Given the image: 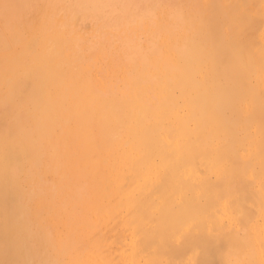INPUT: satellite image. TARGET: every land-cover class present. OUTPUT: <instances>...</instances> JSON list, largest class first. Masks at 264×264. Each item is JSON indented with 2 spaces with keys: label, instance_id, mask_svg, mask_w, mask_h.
Wrapping results in <instances>:
<instances>
[{
  "label": "rangeland",
  "instance_id": "obj_1",
  "mask_svg": "<svg viewBox=\"0 0 264 264\" xmlns=\"http://www.w3.org/2000/svg\"><path fill=\"white\" fill-rule=\"evenodd\" d=\"M203 1H205L206 4L204 2H202V0H193V1L192 0H188V1L187 0H184V1L183 0H160V1H157V0H0V141H1L0 142V167H1L0 168V256H1L0 257V261H2V259H3V261L0 262V264H88V261H89V264H96V259L99 262H101V260H99L101 258H103L102 262H101L102 264H113V262H114L113 259H110V257H111L110 256V254H111V248L110 247H112V249H113V251H112L113 252V257L115 255L116 259H117V262H115V264L116 263L124 264L123 260H121L122 261L121 262L120 259H123V256L121 257V250L127 249V247H128V246L125 245L126 241L128 240L127 243L129 244V241H133L134 242V239L137 238L140 235L139 233L144 235V232H142V230H140L141 232L137 233L139 231V229L137 230L136 234L134 235V232L136 230H133L132 228L135 227L134 224L137 223L136 222L137 219L134 218L136 220L133 219L131 221L130 218H129V215H131L133 213V211H136L135 209H137L138 213L143 211V210L139 211V209L141 210V207L140 208L136 207V206H139V205L142 206L141 204L143 202H141L139 205H135L134 206L135 200H134V202L131 201L133 203L132 205L134 206L133 207L134 210L131 211L132 210L131 209L132 206H130V209H131L130 211L132 213L131 214L129 213V215H127V217H126L125 212H126L127 207L130 204V203L128 204V202H130L129 197L133 198L135 193H137V190L140 191L139 188H141V192H140L141 195L139 196V200H141L140 197L143 194H144V197H146L147 195L145 196V193L147 194L149 190H152L153 192L155 191L156 193H158L159 189H161L160 187L166 186V183H168L167 181L171 182L173 180L174 176H172V175H174L175 173L177 174L178 177H175L174 181L175 182H177L178 180L180 181L179 184L177 182L179 187L182 184L185 185V182H186L187 184L190 185V187L189 186L187 187V185H185L184 188L187 187V188H190V189H186L185 190V189L182 188L180 190L181 187L180 188L177 187V184L175 183L176 189L178 188L181 191V193H180L179 190H178V193H177V191H174L176 189H173V187L175 188L174 181H173L171 183H168L169 184L168 186H170V190L167 189L166 188L167 186H166V187H164L166 192L164 190H162L163 192L160 191V193L162 192L164 194V192H165V193H167V195L165 194L166 195L165 196V195H163L161 193V195H163V196L162 197L160 196V197L168 199V195L169 194L171 195L172 193L176 192L177 194L174 193V194L171 195V196L174 195V199L172 197L174 202L177 203V205H179V206L182 205L183 208L184 207L186 208V206H187V211H189L188 210V206L190 205V203H189L188 199H191V198L189 197L190 194H186V193H189L190 191L193 193V195L195 197L192 195L194 197V198L192 197V200L194 199L195 201L193 200L194 202H192L191 205H193V203H196L195 206L193 205V207H192V209L194 210V215L195 214H199V212H201V213L203 212L204 213L206 211L207 214L204 213L205 214L204 215L202 213L204 215L203 219H202L203 222H204L203 226L205 224V227L208 230L207 233L208 234L209 233L212 234V237L209 236L206 232H205V234L207 236H209L211 238V240H212V238H215V239H213L214 242L211 241L210 238L205 237L204 234H203L204 233L203 230H205V229H203V227L200 228L202 226V225H200V224H202V222H201V217L202 216L199 217L200 214L197 215V216L192 215L193 211L191 212V209L189 208L190 212H191L189 215L194 216V218L192 219L193 221H195L194 220L195 218L199 217V218H197L199 220V222H196V221H198L196 219V221L193 222V224L190 225V226H196L194 223H196V224L199 223L197 226H199L200 230L203 229L202 232H201L199 230V228L197 229V226H196V228L194 227L195 228L194 231L199 230L201 232V234L198 231L196 232L197 233L196 235H198V233L200 235V237L196 236V238L198 237L197 239H198L199 242H200L199 239L200 238L202 239L201 235H203V239L204 240L206 239L205 242L207 241V239L210 240L208 243L211 242V244H213L215 242L217 243V241L220 242V243L218 242L217 244L216 243L213 244V246H215L213 248L215 249V251H217V252H214L215 253L214 257H216L215 260L217 261L218 258L220 256H222V257L219 258L222 261L218 260L217 263L220 264L219 262H223V260H224L225 263H221V264H229V263L232 264L231 262H233V264H263L264 263L263 262L264 255L262 256L263 257V259H262V257L259 256V252H258L259 249L257 250V248L260 247V250L262 251V254H264V242H263L262 245H260L259 243H256V241L254 240V238L256 237L255 235L257 234L259 239L257 240V237H256V240L261 242V243H262V241H264V237L261 236L264 233V231H263L264 227L262 228L260 226V225L264 224V218H263L264 217V206H263V204H264V198H263L264 197V189H263V187L264 186H262L263 185L262 183H264V181H263L264 180L263 179L264 175H263V173L261 171L262 169H264V165H263L264 164V117H263V120H262V117H261V113H262V116L264 114L263 113L264 112V108H263L264 106L263 107L260 106L261 103H262V105H264V99H262L264 97V95H263L264 94V92H263L264 91V77L260 78V75L261 74L264 75V73L261 70L257 69L259 67L258 65H260L259 68L261 69V66L264 64L263 63V61H264V58H263L264 57V50L262 51L260 49V51L262 52L263 55L258 50L259 47L261 48V46H264V38H260L261 35L264 36V20H263L264 19V13H263V11L262 12L261 11H259V12L257 11V9L259 10L261 8V6H264L263 5L264 2H263V0L262 1L261 0L260 1L256 0L257 2L253 3V6H255V5H257V6L250 7V9L254 8L253 11H256L255 13H258L257 16L260 15L259 13L261 12L262 16L260 15L258 17H261L260 20H262V21L258 22L259 19L256 16V14H255V16H253L254 12L249 9V6H251V5L249 4V6H247L249 1L252 3L253 0L252 1L248 0L247 5H244L245 0H243V2H242V4L245 6V8L247 6V8L249 10L247 8L245 9L244 6L240 5L241 4L240 0H231V2H229L230 0H222V1L221 0H212V2L210 0H209V2L207 0H203ZM225 1H226L227 4L225 3L223 5V2H225ZM237 1H239V5L240 6L238 5ZM157 2H158V4L159 3L160 4L157 5ZM254 2H255V0H254ZM260 3H262L261 6H260ZM245 4H246V2H245ZM154 5H155L156 8H154ZM207 5L210 6V7L206 8ZM147 6H149V7H147ZM160 6H163V12L165 11V13L162 12V7H160ZM215 6H217V7H215ZM222 6L223 7L226 6V7L222 8ZM181 7H183V8H181ZM190 7H191V9H190ZM237 7H239V8H237ZM164 8H165V10H164ZM244 9H245V11H247L248 13L250 12V13L249 14L247 12L244 13ZM263 9H261V10H263ZM158 10L160 11L159 13H161V15L163 14L162 16H164L163 18H165V19H163V18H161L162 20L158 19L159 16L157 17V15H159V14H156V13H158ZM187 10H188L189 13L191 12V16L190 17H189V15L186 16V17L183 16L184 13H185V15H186V13L189 14L188 12H186ZM195 10L196 11L198 10V11L196 12ZM227 10L228 11L231 10V11L228 13ZM223 11H225V13ZM239 11H241V12H239ZM251 11H252V13H251ZM217 12L220 13L221 15L220 14L218 15ZM204 13H206L208 16L206 14H204ZM225 15L226 16L231 15L229 17L234 18V21H233L232 18L226 17ZM242 15L247 17V18H249V19H246L244 17L245 19L242 18V20H241L242 22L240 23V19H241ZM200 16L201 17L204 16L203 20H202V18ZM222 16H223V18H222ZM250 16L251 17L252 16L253 17H257V18H255L256 19L255 21H257L258 23L254 22L253 17L251 18ZM217 18H219V19H217ZM226 18H228L229 20L227 19V21H224V19H226ZM235 18H236V20L238 18H240V19H238L239 21L238 20L236 21ZM208 19H210V20H208ZM215 20H217V21L219 20L220 22L219 21L216 22ZM243 21H245L248 25L246 23H244ZM250 21L253 24H251ZM214 22L216 24L218 23L217 27L220 30H217L216 26H215L216 28H213L214 25H215ZM160 23L163 25L162 28L160 27L161 26ZM206 23H208V24H206ZM210 24L211 25L214 24L212 26V28H210L211 26L210 27L207 26V25H210ZM222 24L223 25L225 24L228 28L225 25L222 26ZM240 24H241V26H240ZM244 24H245V26L247 28L250 27V25H252V27L254 26L253 29H252V27L250 28V29H252L253 33H251L252 31L250 29L246 30V32H248V34L251 33V35L247 36V34L244 32V30H245ZM255 25L257 27V30L255 28ZM241 27H243L244 30ZM240 28H241V30H240ZM183 29L186 30V31H184ZM211 29L216 30L215 32L211 31L212 34L214 33L213 35H211V32H210ZM217 31H219V32H217ZM240 32L241 33L244 32L245 34H242L243 36L241 35V37H240V34L238 35V33H240ZM195 33H197V34L193 35ZM215 33L217 35H219V37ZM252 35L253 36L255 35L254 36L255 38ZM171 36H172V38H170ZM212 36H214V38H216L215 41L212 38ZM228 36H229V38H228ZM244 36L249 37V39H251V37H253L254 39L252 38L251 41L255 40V42L253 43V42L249 41L248 38L243 39V38H245ZM263 36H261V37H263ZM236 37H238V39H240L239 41L237 40L239 42L238 45L236 43L237 41L235 40V39H237ZM164 38H165V41L163 40ZM210 38L213 39V41ZM227 38L228 39H230V38L232 39L233 38L232 41L230 40V42L232 43V44L230 43L231 45H229V42H228L229 40ZM241 38H242V40H244V43L247 40L246 42L249 41V42L253 43V45L255 44V46H253V48H251L252 51H248L247 49L245 50V47H247L246 46L247 43L245 44L244 48H243V46H241V43H243V42H240ZM207 39H209V40H207ZM217 39L219 41H217ZM221 39H222L223 43H225V46L223 44L221 45L219 43V42L222 43ZM210 40H211V42H210ZM233 41H235V42L233 43ZM215 42H216V44H215ZM143 43H144V45H143ZM157 43H158V46H157ZM190 43H191V45H190ZM226 43H227L228 46L226 45ZM244 43L242 45H244ZM165 44H166V46H165ZM233 44L234 45L236 44V45L233 46ZM164 46L165 47H167V46L170 47L171 46L170 48L169 47H167V48H169L172 51L171 55L175 53L176 56H174V55H172V56L175 57L176 60L169 59L172 56L170 55V53H168L169 49L167 50ZM214 46L217 47V48H215ZM218 46H220V49H221V46H222V48L224 47L223 50L225 48L228 49V51L226 50L225 53H224V51L223 52L220 51V52H222V55L225 54V56H222V59H223V57L226 58V59L224 58V60H225L224 62H223V60L220 57L221 56V54H219L220 52L218 53V50H219ZM240 46L242 47L243 52H244V50H245V52L248 51L247 54L244 52L246 54V58H248L250 60V61L246 60V63H247V61L249 62V64L251 63L250 65H253L252 67H254L256 71L254 70V68H252V67L250 68V65L247 66L248 63L246 65L244 64L245 63V57H244L245 55H244L243 52H242L243 53L242 55H244V56L240 55V53L238 51V53H239L238 55H240V56H238L237 53H234L232 51V49L235 50V51L238 50V47H240ZM203 47H205V49ZM249 47H247V48L249 49ZM251 47H252V45H251ZM163 48L165 49V51H162ZM113 51H116V52H113ZM119 51H122L121 52L122 56L119 55V53H120ZM187 51H190V52H187ZM108 52L112 53V56H111L110 53H109L110 54L109 55ZM164 52H166V53H164ZM228 52H230L232 54V56H233V58L235 60L237 59V57H238V59L235 61L231 57L230 54L226 55V53H228ZM249 52H251L250 55L248 54ZM117 54H118V56H117ZM235 54L237 55V57L235 56ZM253 54H255L256 57ZM114 55H115V57H114ZM154 55H155V57H153ZM168 56H169V58H168ZM148 57H151V58H148ZM184 57H185V59H184ZM227 57L228 58L231 57L232 60L231 59L229 60ZM113 58H115V59H113ZM126 58H127V61H129V62L131 61V62L130 63L127 62L125 60ZM157 58H158V60H157ZM241 58H244V60L242 59L243 61H241ZM116 59L118 61H122V62H118ZM119 59H121V60H119ZM143 60H144L143 63H145V64L140 62V61H143ZM184 60L186 62H183ZM219 60H221L220 63H219ZM238 60H240L241 62H244V63L240 62V64H243V65H245L247 67L244 66L245 68H241V65L239 64V62H237ZM258 60H261V61H258ZM156 61L159 62L158 65H157ZM190 61H191V64H190ZM200 62H202V63H200ZM153 63H154V65H152ZM187 63H188V65H187ZM261 63H263V64H261ZM119 64L120 65L123 64V66H120ZM137 64H139L140 67H141V69H139L141 71H139V72L136 71V69H137L136 67H139V66H137ZM146 64H149V65H146ZM160 64H164V67H166L167 69L164 68L163 65H161L162 66L161 67L162 70L161 69L159 70L158 66ZM234 64L237 65V66H234ZM117 65H119L120 67H124L125 70L121 69V68L119 69ZM210 65L211 66L213 65V66L211 67ZM151 66H154V68L153 67L151 68ZM171 66H173V67H171ZM180 66H182V67H180ZM115 67H116V71H115ZM125 67H127V68H125ZM233 67H236L235 70L238 67V69H237L238 72L234 71ZM117 68L120 71L118 70V72H117ZM172 68H173V71H172ZM246 68H247L248 71L245 70ZM175 69H176V71H175ZM242 69H243V72L245 70L246 73H248V75H246L245 73H244L245 74L244 75L243 72L241 73ZM216 70L218 71V75H217ZM262 70H264L263 67H262ZM161 71H163V72H161ZM174 71H175V74H174ZM185 71H187V72H185ZM249 71L253 72V73L251 72L252 76L250 75ZM136 72H138L140 74V77H139L138 73H137V75L135 74ZM141 72H143V74ZM166 72H168L169 74H167ZM147 73H148L149 77H148ZM185 73H186V75L188 73V76H186V78H185ZM197 73L200 74V76ZM206 73H207V75H206ZM213 73H215L216 76ZM219 73H220V75H219ZM118 74H121V76L118 75ZM144 74L148 78H146V79L144 78L145 80L142 79L143 83L147 79L152 77L154 80H152V83H151V80H147V81H150V83L149 82L148 83L152 84L153 87H154V84L156 83L157 85H159L158 87L160 89L156 85H155L156 89H154L153 87L152 88L150 87V88L147 89V87L149 85L146 84L145 85L146 86L145 89H147V92H148L149 89L150 90L152 89L153 93L150 90H149L148 93H145L146 91L142 92L140 90L142 93H145V94H143V97H141V98L145 97L142 100L140 97H138L139 96L138 92L140 94V91L137 92V90H139V89H138V87H135L137 85L134 86L133 82H135L136 80L140 79L141 76L144 75ZM190 74H191L192 77L195 76L196 78L195 77L194 78L190 77ZM253 74H255V76ZM113 75H115V76L112 77ZM123 75H125V76L123 77ZM161 75H163L162 78L160 77ZM175 75H176V77H175ZM157 76L161 78L160 80L163 79V82H161L159 80V78H158V80H156ZM198 76L200 77V80H198L199 79ZM211 76H215V77H211ZM246 76H247V78L245 80ZM248 76H250L251 79H250V77L248 78ZM168 77H169L170 82L172 81V85H170L171 88L170 87L166 88V86H169L168 83L165 84V82L167 81L166 79H168ZM205 77H206V79H205ZM238 77H240V78H238ZM62 78H63V82L61 81ZM210 78L212 80L213 79L214 80L211 81ZM257 78L261 79V81H260L261 83H258L259 81H257ZM126 79H127V81H126ZM174 79H175V81H174ZM220 79H222L221 82H220ZM217 80H218V82H217ZM236 80L237 81L240 80L241 83H242V81H244L243 84L246 85V86L248 84V86H247L248 88H245L246 86L242 87V84L237 82ZM247 80H249V81H247ZM53 81H54V83H53ZM113 81L115 83H113ZM142 81H140V82H142ZM245 81L247 83H245ZM136 82H139V80L136 81ZM186 82L189 85L186 84ZM203 82H205V84ZM254 82H257V85H255L256 83H254ZM62 83H63V86H62ZM127 83H130V84H127ZM197 83H198V85H197ZM207 83H209V84H207ZM85 84H86V86H85ZM124 84H126L127 86L124 85ZM194 84H195V86H198V87H194ZM261 84H262V86H261ZM46 85L47 86L49 85V87H47ZM254 85L259 87V88L255 87ZM125 86L127 88H125ZM188 86H189L190 89L186 88ZM60 87H61V89H60ZM81 87H82V89H81ZM172 87H174L175 93H174V91H171V90H173ZM192 87H194L195 89L192 88ZM250 87L252 89H250ZM140 88H143V87L140 86ZM163 88H165V90ZM175 88H177V89H175ZM182 88L186 89V90L183 91ZM207 88H208V90L206 92ZM225 88L226 89L228 88L227 91H226ZM256 88L257 89H261V92H260V90H257ZM52 89H54V90H52ZM108 89H109V92H106ZM128 89L131 90L132 93H130ZM133 89H134V91H133ZM166 89L167 90L170 89L171 93L168 92L169 90L167 91ZM191 90H193V91H191ZM251 90H253L254 92L253 91L251 92ZM76 91H77V94H75ZM119 91H120V93H119ZM155 91H156V95L154 94ZM209 91L211 93L210 95H209ZM220 91H222L223 94L220 93ZM50 92H52L53 94L50 93ZM66 92H67V94H66ZM114 92H117L116 93L117 95L114 94ZM167 92H168L169 95L167 94ZM172 92L175 95L172 94ZM118 93L121 94V95H119ZM162 93H164V94H162ZM205 93L210 96V98L207 97L209 100H211L213 98L211 101L214 104L213 103H211V104L208 103V104H210V106H209L206 103L208 100L205 101L206 100ZM110 94L116 95L117 98H119V100L121 99L122 102L125 101L126 99L130 98L131 100H133L132 101L133 103L132 102L131 103L134 106L135 105L136 106L134 107L132 104H130L129 100L128 101L126 100L127 102L125 101V103H126V104H124L125 106H123L120 103L122 105L121 109L124 108V111H123V113L125 114L124 117L127 118L126 116H129V118H127L128 120L123 119V120H125L124 121V125L122 124L121 120H120L121 122H119V120H118L119 117L121 116L120 115L121 113H118L117 109H116L117 111L115 112L117 114H115V115L114 114L111 115V113H113V112H110V115L113 118V120L116 119L114 122L111 119V121L113 122V123L110 124L111 127L117 123V120L119 122L117 125L121 126L120 124H122L123 126L121 127V130L119 129V133L114 135V137L116 136V138H117V139L115 138V141H117V142L115 143L114 137H113L112 138L113 140L111 141L112 142L111 145L109 144V146H108L109 148H106L105 146H106V141L107 140L103 141L101 139H104L103 137L107 136V132L109 133V131H107L106 129H110L111 127L108 128L110 125L108 124V127L105 125L107 127L106 128L105 126L103 127L102 125L99 126V124H100L99 123L97 125L99 127L94 126V125H93L94 126L93 128H91V127H92V124H94L96 122V121L94 122V120H96L98 118L97 120L99 121V115H97L98 116L97 118L95 117L96 119H94V117H93V115H95L94 114L95 111H96L95 109H97L96 108L97 104L95 103V102H97L96 100L98 98H99L98 100H100V98L102 99V97L104 96L102 101H101V104H104L106 99L109 98V96H111ZM126 94H127V96H129L128 94H131V95L126 98V96H125ZM184 94H186V95H184ZM238 94H240L241 98L238 96ZM76 95H77V97H76ZM123 95L125 97H123ZM149 95H151V97ZM152 95H154V98L155 97H158V98L152 99L153 98ZM166 95H167V97L168 96L169 97L172 96V97L167 98V100H166ZM176 95H177V97H176ZM180 95H182L183 98ZM221 95H222V97L220 98ZM258 95H260V96H258ZM57 96H59V97H57ZM95 96H97L98 98L95 97ZM119 96H121V97H119ZM174 96L176 97L175 99H173ZM188 96H189V98H188ZM253 96H255L257 98L259 97V99H257V100H259V101L261 100L262 102L258 101V103H257V100L254 99V102L256 101L255 102L256 104L253 103V102L251 103L250 100H251V98H254ZM55 97H57V98H55ZM88 97H90L92 99L88 100V99H90ZM113 97L115 98V96H113ZM73 98L75 100L71 101ZM76 98H77V100H76ZM82 98L83 99L86 98L88 105H89V102H91V105H89V106L86 104L89 107L90 110L88 109L87 106H85V104H82V101H83ZM93 98H94L95 101L93 100ZM104 98H106V99L104 100ZM114 98L110 97V100L114 99ZM64 99H65V102H64L65 104H63V102H62ZM122 99H124V100H122ZM137 99H139V100L141 99L143 101V103H141V101H139L140 103H138ZM150 99H151V101H150ZM171 99H173V100H171ZM219 99H222V100H225L226 102H228V105L226 107H224L225 111H223V108H218V100ZM239 99H240L241 103H239L240 102ZM68 100H69V102H68ZM79 100L81 101L80 102L81 104L80 103L79 104L82 106L81 108H83L81 110V112L83 110H85V112H82V113L86 114V113H88V110L90 111L89 117L91 116V121L89 120L90 118L87 116L88 114H86V117H88V120H89V121H86V122H87V125L90 124L89 128L91 129V130L90 129L88 130L89 131V137H85L82 134V133H84L87 130V127L84 126L85 122H82V121L86 120L87 118L86 117H85L86 119L83 118L84 117L83 114H82L83 117L81 118V112H80L81 108L80 107L79 108L75 107L77 105L79 106V104H78ZM92 100L94 101L95 106L93 105L94 103L92 104V102H93ZM114 101L116 102V99ZM147 101H149V102H147ZM161 101H162V103H161ZM242 101H243V103H242ZM151 102H154L155 105L153 103H151ZM198 102L199 103L201 102L200 103L201 105ZM83 103H84V101H83ZM97 103H98V106H99L100 105L99 101ZM116 103L119 104V102H116ZM145 103L148 104L149 108L153 107V106H154V108L157 107L156 109L151 110L152 111L151 112V111H148L149 108H148L147 105H145L148 108L147 112H151V113L154 112L152 115L155 116V117L149 116V118L151 117L149 119L148 115H151V114H149V113L146 114V116H147V117L145 116L147 118L145 120L146 126H148L149 123H150L149 126L151 128L152 127L151 125L153 124L152 121L153 122L155 121V126L157 127V128L155 127L157 129V131H155V129H153V128L149 129V126L146 127V128L149 129V132L146 131L148 129L144 130V132H147L149 134L151 133L149 135L150 139L148 138L150 141L147 142V140L145 139V137L148 134H146L145 137H144L146 142L149 143V145H147L148 148L146 147L148 153L143 151L144 145H143V147L141 149L140 143L142 141L139 143V142H137L135 140L137 137L135 138L134 134H133V136H134L135 139L132 138L133 136L128 134L130 132L129 131L130 128H129V125H128V121L132 119L131 121H129V122H131L130 126H132V129L134 128L133 125L135 123H136L135 127L138 126L137 122H136V118H139V117H136V116H137L138 112L141 113L139 108H142L141 111L142 110H146V109H143L144 108L143 104H145ZM150 103H151L152 106L150 105ZM118 104H115L114 106H116ZM120 104H119L118 109L121 107ZM137 104H138V106H137ZM157 104H159V105H157ZM239 104H241V105H239ZM242 104H244V106L246 108L245 107L243 108ZM61 105L64 106L63 112H62L63 108H61ZM107 105L108 106H106V107H108V109H110L109 103ZM112 105H113V103H112ZM139 105L140 106L143 105V107H139ZM162 105L165 106L166 108H168L169 105H170L171 108L170 107L169 108L171 110L169 111V109H168L169 113H165V111H167V110L163 108L165 110L164 111L162 109V107H163ZM175 105L177 106V108L175 107ZM194 105H195V107H194ZM54 106H56V107H54ZM90 106L94 108V109L92 108L93 109L92 111H91V107ZM126 106H128V108H129L128 112L131 113V116H134V117H131L130 114L128 115V113L126 114V112H127L126 109H128ZM188 106H191L192 108L194 107L192 109L193 117H188L185 114L188 111ZM208 106H209V110H208ZM239 106H241V107H239ZM69 107L72 109V110L70 109L71 110L70 112L73 114L72 116H71V113L69 112V110L66 111L67 109H69ZM84 107H87V109H84ZM106 107L104 106V108H106ZM131 107H134V108H131ZM100 108L102 109V107H100ZM136 108H137V110H136ZM202 108H203V110H202ZM260 108L261 109L263 108V110L261 111ZM101 109H99L97 113H101V112H99ZM158 109H162L163 113H165V114H160V110H158ZM110 110L112 111V109H110ZM154 110H158V111H154ZM193 110H195V111H193ZM229 110H232V111L230 112ZM101 111H103V110H101ZM106 111H107V108H106ZM133 111H135L134 115H133ZM172 111H175V116H174V114H172L173 113ZM107 112H109V110ZM155 112H156V114H155ZM209 112H211V113H209ZM212 113H213L214 116L212 115ZM41 114H43V115H41ZM60 114H61V117H62L61 119H63V115H64V117H67L66 120L64 119L66 122L68 121L67 123L62 124V122L60 120ZM143 114H144V112L142 113V115ZM166 114H168L169 117L168 116H164ZM178 114H179V116H178ZM218 114L220 115L222 121H220L219 118H217ZM103 115H105V117L107 116V118L110 117V115H106L104 112H103ZM116 115H118V119L115 117ZM172 115H173V118L171 117ZM200 115H201V119H200ZM238 116L240 117V119L238 118ZM124 117L122 116V118H124ZM142 117L144 118V116H142ZM102 118H104V116H102ZM107 118H105V121L103 119V121H104L103 124L107 123V121H106ZM134 118H135V120H134ZM163 118H164V120H163ZM169 118L170 119L172 118V120L170 121ZM205 118H206L207 121H205ZM157 119H158V121H161V122L163 121V122L162 123L159 122L160 124L158 125ZM166 119H169V120H166ZM181 119L183 120V122H181ZM187 119H189V120L186 121ZM133 120L135 121L134 124L132 123ZM237 120L240 123H237ZM55 121H57V122H55ZM65 121H63V122H65ZM100 121H102V120L100 119ZM167 121L169 122V124H170L169 128H171V129H169L168 127H164V129H166V128L169 129V132H166L167 133V139H166V138H163L164 136L166 137V135H165L166 133L164 132L165 130L162 127H163V124L168 126V124H165V122H167ZM195 121H196V123H195ZM261 121L263 122V124H262ZM219 122H221L222 125ZM241 122H242V124H241ZM147 123H148V125H147ZM181 123H182V127H183V125L185 126L184 130L185 131L187 130V132H188L187 135L189 134L188 135L189 137H187V138L182 136L183 138H185V141L187 143L183 140V138H181V134H182L181 132H183V128L181 127ZM198 124H199L200 127L198 126ZM214 124H215L216 129H214V126H213ZM226 124L228 126H230L231 128L228 127ZM95 125H96V123H95ZM208 125H210V126H208ZM218 125L220 127L223 126L222 128H223L224 132H222L220 130L218 131V128H220V127H218ZM241 125H243V126H241ZM54 126L57 127L59 129V131H58L57 128H54ZM82 126H84L86 129L80 131ZM158 126H160V127H158ZM177 126H178V128L175 129ZM192 126L194 127V129H193ZM66 127H67L68 130L66 129ZM73 127H76L74 129L76 131V133H74V134L71 132ZM95 127H97V128L101 127L104 130V131L102 130V132H104V136L101 137V139H99L100 140L99 142L97 141V137L100 136L99 133H98L99 130L97 128H95ZM210 127L212 128V130L210 129ZM252 127H253V129H251ZM173 128L175 129V131L177 130V133L176 132H172ZM179 128L181 129V132H180L181 134L179 133V131H180ZM249 128H250V130H249ZM94 129H95V131L97 133H95L93 131ZM126 129H128V130H126ZM132 129H130V130H132ZM160 129H161V131L163 130L164 136H163V134L160 135L161 133H163V132L160 131ZM168 129H166V131ZM191 129L194 132H192ZM248 130H249V132H248ZM111 131H114V129L111 130ZM158 131L160 132L159 134H158ZM197 131H199V132H197ZM116 132H118V129H116L115 133ZM124 132L126 133L124 135V136H126V138L122 135V134H124ZM191 132H192V134H191ZM219 132H220V134H219ZM54 133H55V135H54ZM140 133H142V135H143V131H141ZM155 133H157V136L155 135ZM170 133L171 134L174 133L173 136H176V134L179 133L176 136V138L172 136L173 137L172 139L175 138L174 142H176L177 144L174 143L172 141V139L170 138L171 137ZM193 133H196V134L194 135ZM197 133L198 134H203L204 137L206 136L208 138H203L202 141H201V138L198 139V137L197 138L195 137L196 135L199 136ZM215 133H217L218 136L216 134V137H213L212 135L215 136ZM69 134L70 135L73 134L72 137H71L72 139L69 138L70 137ZM80 134H82L83 137L79 138ZM96 134H98V135H96ZM119 134H120V136H119ZM221 134H222V136H221ZM75 135H76V138H73V136L75 137ZM94 135H96V136H94ZM142 135L139 138L142 139ZM185 135H186V133H185ZM253 135L255 136V138H254ZM121 136H122V139L124 140V142H123L122 139H120ZM137 136H139V135H137ZM178 136L180 137L179 140L177 139ZM201 136H199V137H201ZM242 136L246 139V141L248 139V142H246V141L244 142L245 139L242 138ZM91 137L94 138V141H93V139H91ZM108 137H109V134H108ZM152 137H153V139H152ZM159 137H160L161 141H159ZM251 137H253L255 140L253 138H251ZM10 138H12L13 140L10 139ZM62 138L65 139L64 141H66V146H64V148L62 146V144L64 143V142L62 143V141H63V140H61ZM188 138H191V139H188ZM225 138H226V140H225ZM56 139H58V141ZM106 139H107V137H106ZM127 139H128V141H127ZM60 140H61V144H60ZM109 140H111V139H109ZM132 140L137 142V143L134 144L135 146L131 143L133 145L132 147H134L133 149H132V147H130V145H128L130 143V141H132ZM166 140H168V141H166ZM197 140L199 141V143H198ZM223 140H225V141L223 142ZM240 140L243 141L244 143L240 142ZM91 141L95 144L94 147H96V149L98 150L96 152V149H95L94 152L99 153V154L96 155V156H98L97 157L98 158L97 161L94 162L92 160L93 161L92 163H91V160L89 161V159H87V158L86 159L88 161L87 160H85V161L83 160V158L89 157L88 153H90L93 150L92 148H91L92 150H90V148H89V151L87 150L88 153L86 152L87 154L85 155V149H86V147L88 146V144ZM96 141L98 142V144H96ZM102 141L105 142V144L103 143L104 147L101 145ZM138 141H139V139H138ZM194 141H196V142H194ZM207 141L211 142L212 144L208 143ZM81 142L83 143L82 145H81ZM146 142H143V143H146ZM156 142L157 143L163 142L166 145V147H168L167 145L170 144L169 148L168 149L166 148L165 151H162L163 149L160 150V148H163V147H162V145L160 147V144H158V146L160 147V148L158 147L159 150H160V153H161L162 157L165 159V160L164 159L163 160L166 161L169 158L165 162V166H164V163H163L164 161L162 160L160 155H159V157L157 156L158 154H156L155 156L153 155V154H155V153H153V151H155V149H157V148H154ZM237 142H238V144H237ZM50 143L51 144L54 143V146H53V144L51 145ZM67 143H69L70 145L67 144ZM93 143H91V144H93ZM117 143H119V146H117L118 145ZM138 143H139V146H140V148L139 147L138 148L140 150H138L139 152L138 151L137 152L139 154L137 155V152H135L137 156H133V158L134 157L138 158V156H139V158L143 157V156H141V154H143V153L140 152V151H143L144 153H147L149 156H151V154L153 153L151 157H154L155 160L150 162L151 158L148 155L146 156V154H145V157L143 158L144 160L140 159L141 161H145V158H147V160H149V161L148 162L146 161L145 168H142L143 170L140 169L138 167V164H137L138 170H140V171L142 170V172L139 173V172L136 171L137 174H140L139 175L140 178H138L139 179L138 181H137L136 177H135L136 179L134 178L138 182V183H136V181L134 179H130V176L135 173V171L133 170L134 173L132 172V174H130V168H131V162H132L131 160H133V162L135 161L134 160L135 158L133 159L131 157L132 156L131 154H133V155L135 154L134 151L137 150L135 148L137 146L136 144H138ZM143 143H141V145ZM151 143H153L154 145L153 144L151 145ZM179 143H180V145H179ZM213 143H216V144L214 145ZM59 144L61 145V147H60ZM172 144H176L175 148H174V145L172 146ZM204 144H206L205 146H209V147H207L208 150H209L208 153H206L207 148L204 147ZM228 144H230V145H228ZM249 144H250L251 147L249 146ZM46 146H47V148H46ZM101 146L103 147L102 150L106 148V150H103L104 152L101 151ZM128 146L131 148L130 152L125 151L128 148ZM170 146H172V147H170ZM190 146H194V148L190 147ZM181 147H183V148H181ZM201 147H202V150H201ZM212 147L217 149L216 151L220 152V154L224 153L223 154L224 158H223L222 154L219 157H222L220 159L225 160V162L224 161L222 162V160L220 161L219 158L217 160V157H218L219 154ZM45 148H46V150H44V154L47 153V155L43 154V149H45ZM59 148H61V149H59ZM118 148H121V149H118ZM151 148H152V151H151ZM204 148H206V151H205ZM242 148H246V149L248 148L247 151H245L246 149H243L247 153V155H244V156L242 155L243 154V150L241 151ZM48 149H49V151H48ZM114 149H116V150H114ZM182 149H183V151H182ZM186 149H187V151H186ZM231 149H232V151H230ZM238 149H240L241 153L239 152ZM199 150H201V153H200ZM220 150H222V152ZM117 151H119V152H117ZM126 152H127V154H126ZM157 152H159V151L157 150ZM162 152H165L164 155H165L166 158L164 157ZM172 152H174V153H172ZM248 152L250 153L249 155H248ZM40 153H41L42 157L40 156ZM169 153H172V154H169ZM197 153H198V157H200V158L195 156V155H197ZM199 153L201 154V156L204 154L205 155L204 158L199 156ZM216 153L218 155H216ZM92 154L90 156H92ZM128 154H130V157L132 158V159H129V163H128V159H126ZM192 154H194V155L192 156ZM209 154H210V156H209ZM225 154H226V157H225ZM110 155H111V158H110ZM227 155L230 156V159H229L230 162L229 163H230L231 167L229 166V163L227 162L229 160L226 161V159L229 158V156H227ZM39 156H40V158H38ZM156 156L159 159H161L160 162L163 161L161 163L163 166H161V164H160L159 167L161 166V168H163V167L167 166L166 170H165L166 172L164 171L165 173L163 172L162 169L160 170L162 172L158 173L159 171L157 169H160V168L159 167L157 168L155 166V163H156L155 161L158 160L157 164H159V159L156 158ZM93 157H94V155H93ZM175 157L178 160H176ZM189 157H191L194 160H191ZM194 157L198 158L199 162H201V163H203L205 161L204 163L206 165L208 164L207 167L208 168L210 167V169L204 168V169H206V173H205V171H203L204 173L201 174L200 173L201 170H203V167H205V164H204V166H203V164H201L202 165V167L200 168L201 170L199 169L200 172H197V170H198L197 168L198 167L196 168V166H194V163H191V162L195 161ZM210 157H211V159H210ZM213 157H215V158H213ZM148 158H150V159H148ZM200 159H202V160L205 159V160L202 162V161H200ZM212 159H214L215 161L217 160L218 163H217V161L215 162ZM81 160H83L82 162L84 164H85V162H87V163L85 165H81V164H83L81 162ZM110 160L112 161V163H111ZM206 160H208V163H207ZM232 160L233 161L237 160L236 162H237L238 165L236 166V163H234V162L232 163ZM126 161H127V163H126ZM136 161H137V159H136ZM141 161H140V166L144 167L143 166L144 163H141ZM174 161H175V165H176L175 167L178 168V171L176 170L177 172H175V167H173L174 166L173 165ZM80 162H81V164L78 165ZM153 162H155V163H153ZM178 162L180 164L182 163L181 164L182 167L180 166V164L177 165ZM219 162H221V163H219ZM255 162H258V163L256 164ZM124 163L127 164V165H125ZM147 163L150 164V165H148ZM212 163H213V165H212ZM223 163H225V164L223 165ZM251 163H252V165H251ZM254 163L256 164L255 167H254ZM260 163L262 164L263 167H260V171H259L258 170V167H259L258 165H261ZM96 164H97V167H94L95 169L93 168V170L91 171L92 168L89 169V167L91 165L95 166ZM151 164H154V167H151ZM221 164H222V167H221ZM107 165H109V167H110L109 169H108ZM171 165H172V168H174V170L172 168H168V167H171ZM185 165H187V166H185ZM191 165H193V166H191ZM198 165H200V163ZM225 165L227 166V168H226ZM86 166L88 167V170L86 169ZM119 166L120 167L122 166V167L119 169ZM127 166H128V168L129 167L130 168L127 169ZM183 166H185V167H183ZM186 167H188V170L185 169ZM149 168H152L153 171L151 169L149 170ZM154 168L156 169L157 172L154 171L155 170ZM167 168H168V171H169V169H171L172 172L171 171L168 172ZM180 168H182V169H180ZM195 168L197 170H195ZM236 168H237V170H234ZM255 168H257V170ZM125 169H127L128 171L125 170ZM207 169H208V171H207ZM211 169H212V171H211ZM230 169H232V170H230ZM184 170H186V173H185ZM224 170H226V171H224ZM192 171H194V172H192ZM216 171H218V172H216ZM242 171H244V172H242ZM247 171H248V173L250 175H248V173H246ZM253 171H255V172H253ZM90 172H93V174L92 175H88ZM153 172H155V173H153ZM167 172L169 173V175H168ZM224 172L225 173L227 172V173L225 174ZM232 172L233 173L235 172L234 174H238V175H236V177L240 175L238 177L239 182L236 183V181H234V179L236 177L233 174L232 175L235 178L232 177V175L230 174ZM256 172H259V174L258 173L256 174ZM113 173H114V175H113ZM149 173L151 175L152 174L153 175L151 176ZM156 173L159 174V175L161 173L165 174V176L168 175L165 178L167 180L164 179L165 185H163L164 181L161 184V182L159 181L161 179H159L158 175L156 176ZM192 173H194V174L196 173V174L194 175ZM179 174L182 175L183 179H181V177H180L181 175H179ZM246 174L248 176H246ZM98 175L99 176L101 175L100 178L97 177ZM128 175H130V176H128ZM170 175L173 178L170 177ZM155 176L158 177V178H156ZM160 176H161L160 178H162V180H163L164 177H162V174ZM199 176H201L203 178L199 179L200 178ZM205 176L207 177V181L210 180V181H208L211 184V185H209V188L212 187L211 189H214L213 191L211 190V192H209L210 189L208 190V188L206 186L207 184H205V183H208L205 180L206 179ZM214 176H215V178H213ZM96 177L98 178V180H97ZM117 177H118V179H116ZM151 177H152V179H151ZM167 177H170L171 181H170V178H167ZM195 177L198 178V179L197 180L193 179ZM86 178H88V179H86ZM90 178H92V179H90ZM128 178L130 179V182H131V180H134V182H132L133 184L132 183H128V185L129 184H132V185L128 186V188H127V182H129V181L126 182V179H128ZM153 178H154V180H153ZM184 178H186L188 181L189 180L190 181L188 182ZM210 178H212V179H210ZM219 178H221V179H219ZM115 179H116V181H115L116 183H114ZM247 179L249 180V182H248ZM103 180H105V182ZM157 180L160 182L161 185L157 183L156 186L158 187V185H159V187H158L159 189L157 188L156 190H154L155 188H154L153 185L155 184V182H157ZM181 180H184L185 182L181 181ZM220 180H222L221 182H223L221 184L222 186L221 185L219 186V184L221 182H218V181H220ZM228 180L231 182L230 185H228L229 184ZM10 181H11V183H9ZM152 181H154V183H152ZM195 181H197V182H195ZM199 181L205 186H203ZM89 182H90V184L92 186H90ZM107 182H109L110 185ZM124 182L126 183V185H124V187H123L121 184H123ZM143 182H144V184H142ZM146 182H147L148 185L153 184L150 187H152L154 189H152V188L149 189L148 186L146 188L145 187ZM250 182L252 183L251 185H250ZM259 182H260V184H259ZM216 183H217V185H214ZM244 183L247 184V186ZM93 184H94V186H93ZM101 184H103L106 193L104 191H102L104 189L101 190V188H103V187H101ZM136 184H137V186H136ZM172 184L174 186H172ZM194 184L199 185L198 186L199 188H197L198 191L195 188L197 185L195 186ZM235 184L237 185L236 187L234 186ZM106 185H108V186H106ZM142 185H143V188L140 187ZM9 186H10V188H9ZM121 186H122V188H121ZM226 186H228L229 189H231V192L228 193V191H230V190L227 189L228 187H226ZM133 187H134V190H132ZM220 187H222V189ZM237 187L241 188L242 190L244 189V192L246 191L247 193H249V196L252 198V200L254 202L252 200L251 201L248 200L249 201V203H248L247 199H249L250 197H247L248 195L247 196L243 195V193H244L243 191H242L243 193L239 194V196H242V195L244 197L246 196L247 199H245L246 197L244 198L245 200L242 199L243 196L240 197V199H238L239 198L238 193H241V192L239 191L237 193L235 191L236 190L238 191V190H241V189H238ZM95 188L98 191V192L96 191V194L93 192V190H95ZM110 188H111V190H110ZM114 188L116 190H118V191L113 190ZM144 188H146V191H145ZM164 188H162V189H164ZM193 188H194V190H191ZM107 189L109 191H107ZM171 189H173V190H171ZM201 189H202V191H200ZM220 189L223 191L222 194H226L225 196H223L220 193L221 192ZM90 190H92V192ZM167 190L169 192L170 191H174V192L169 193ZM184 190H185V192H184ZM187 190H190V191L188 192ZM119 191H121V192L118 193ZM182 191H183V193H185V195H189L188 196L189 198L186 197V199L187 198L188 199L187 200L185 199L186 201H188L189 205H188V203L185 204L184 200H183L184 202L182 201L184 195L181 196L182 198L179 196L180 194H182ZM217 191H220L219 193L223 197L220 198L219 195H218L219 193H217ZM224 191H225V193H224ZM149 192H151V191H149ZM199 192L201 194H199ZM114 193H116V196L114 195ZM140 193H138V195ZM156 193H155V196H157ZM202 193H204L205 195L202 194ZM211 193H212V195H211ZM235 193H236V195L238 197H236ZM117 194H119V195H117ZM153 194L151 196V199L153 198L152 200H154V198H155ZM215 194H216V196H215ZM259 194H261V195L259 196ZM9 195H11V197ZM93 195H94L95 198L91 197ZM138 195H136V197ZM175 195L177 196V198H176ZM228 195H230L229 198H228ZM97 196H98V198L96 199ZM196 196H197V198L199 196V198L197 199ZM114 197H115V199H116V197H118L116 199V201H115V199H114V201H115V203H118L119 207H117L116 205L114 206V201L112 200ZM136 197H135V199L139 203V200ZM158 197H156L155 199H157ZM100 198H101L102 202H101ZM105 198H107V200ZM132 198H131V200H132ZM235 198L238 199V201L240 200L242 202V204H244L247 201L245 204L248 203V205H245V204H244L245 206H243L242 204L240 205L241 202L240 201L236 202L237 200ZM123 199H124V202H122ZM177 199H178V202L180 201V202H183V203L179 204L180 202L179 203L176 202ZM216 199L217 200L219 199V200L216 201ZM229 199H233L232 201L235 202V206L239 205V206L243 207V209H244V207L247 206V209L249 208V210H251V209L254 210L255 207H256L257 209H255L254 212L257 210L256 211L257 213L255 212L252 215L250 213V211L245 208V210L248 211L250 213V215H252V217L251 216H250L251 218L247 217V212H246V214H244V215L242 214V216L247 218L249 221L247 219H245V218L241 219L242 217H241L240 214L243 213V209L241 207H238V206L235 207V209L237 208L238 210H240V208H241L240 212L241 211L242 212L240 214H239V211L236 210L237 213L240 215V217L237 214L234 215L236 213L234 209H233L234 210L233 212H235V213L232 214V209H230L229 206H232L234 204V202L229 201ZM152 200H150L149 202H151ZM97 201H99V202L97 203ZM111 201H112V203H111ZM142 201H144V200H142ZM208 201L210 203H208ZM225 201H226V203H225ZM227 201L231 205H229ZM6 202L8 204H6ZM104 202H106L107 206L104 205L106 207L102 206L104 204ZM167 202H169V199H168V201L166 200V203ZM206 202L208 203L209 211L213 214V217H215V220H218L217 224H215L213 226L215 227V226L218 225V228L219 227L220 228L223 227L222 230H226L227 229L226 231L223 232L220 228L218 229V228H214V227L213 228L215 230L213 228H212L213 230L211 229V227H210L211 225L210 224H212V222L209 223L208 221H209V219H211V218H209V216L212 215V214L209 213V211H207V209H206L207 208L206 207L207 203ZM250 202H253L254 205L256 204L255 206L251 205V206H253L251 209H250L251 206L248 207ZM122 203L124 205H122ZM145 203H148V200H146ZM145 203L143 205H144L145 208H147L145 206ZM152 203H153V201H152ZM157 203H158V201H157ZM157 203L152 204V206H155V204L158 205ZM160 203H162V202H159V205H160ZM260 203L262 204L261 206L259 205ZM111 204L115 207V210H114V208H112L113 206ZM164 204H165V202H164ZM164 204H161V206H163ZM169 204H171V203H169ZM183 204H185V205H183ZM221 204L222 205L224 204L225 206L228 204L229 206H227L225 208V206L223 205L224 207H223V209H221L222 208V207L220 208ZM159 205L157 207H160ZM175 205L176 204H174V206L172 205L173 207L171 209H174V210L177 209L178 211H176V214H174L175 213L174 210L170 211L169 209H167L168 207L170 208V205L168 207L165 205L167 207L166 208L167 210L166 209L163 210L164 206L162 207V209H161V207H160V209L158 208L159 210L162 211V213L160 211L157 214V211L155 212V210H154V214H153L154 216H155V214L160 216L159 215L160 213H161V216H162L161 218L160 217L158 218L157 215H156L154 219L152 218L154 220L153 223L155 222L156 219L158 220V221L157 220L156 221L159 222L158 225L155 226V229L158 230V231L154 230V228H151L152 225L148 224L149 221L147 219L152 221V219H150L152 216H150V218L145 219V220H147L146 221L147 224L144 223L145 225H142L143 221H144L143 219H142V223H141V221L140 222L138 221V224L143 226V228L146 225L147 226L150 225L151 227H145V228H148L149 230L151 228L150 231H155V232H152L154 234L156 233L155 235L153 234L155 237L153 238V236H151L152 234L150 236L153 238L152 242H155V244L158 243V244H156L157 246L160 244V242H162L163 239L167 238V237H164V238L161 239V241H158L159 237H158L157 234H159V231L161 230L160 228H161V226H163L162 224H160V222H162V219L165 217V219L167 218V220H168L169 216L172 217V216H175L177 214L180 215L178 212H179V209L181 207L177 206V208H175ZM123 206H124V208H122ZM218 206H219L220 210L218 209ZM102 207H104L103 212L99 211V210H101ZM108 207H110V209H108ZM157 207L155 206L154 209L157 208ZM232 207H234V206H232ZM118 208L120 210H118ZM151 208H153V207H151ZM185 208L180 210V211H182L183 214H184L183 211H185ZM215 208L218 210V212H217V210H214ZM224 208L225 209L228 208V212L225 211ZM147 209L150 212L152 210V209H149V208H147ZM147 209H144V211H146V212H144L145 213L144 215H146V216L148 214L152 213V212L150 213L149 211L147 212ZM195 209L199 210V212L197 211V213H196ZM14 210H16V211H14ZM117 210L119 211V214H118ZM168 210L171 213L173 211V213H172L173 215L171 213H169ZM230 210H231V213H230ZM252 210H251V212H252ZM10 211H11V213H9ZM165 211H167V213H169V215L165 214L164 213ZM219 211H220V213H219ZM16 212H17V214H16ZM91 212H93V213L91 214ZM258 212L260 213V215L258 214ZM103 213L107 214V216L105 214H103ZM138 213H136V214H138ZM146 213H148V214H146ZM9 214L11 215L10 217H9ZM112 214H113V216L111 217ZM124 214H125V218L122 220V218L124 217L123 216ZM136 214H134V215L132 214V215L135 217ZM141 214L143 215V212ZM141 214H140L139 217H141ZM162 214L166 215V216L168 215V217L163 216ZM183 214H181L180 216H182ZM99 215L101 216L100 218H99ZM103 215H105L104 216L105 218H103ZM185 215H187V214H184L183 216L185 217ZM255 215L256 216L258 215V216L256 217ZM116 216H118V217H116ZM223 216H224V218H227V217L228 218L224 219ZM236 216L239 217V218H237ZM1 217H3V218H1ZM90 217H94V218L90 219ZM176 217H175V220H178V219L180 220L181 219L183 223H186L188 221H190V223H192L191 220H190L191 218H189V219L186 218V217L183 218L185 220V222H184L182 217L181 218H179V217L176 218ZM216 217H217V219H216ZM260 217H261V220L263 219L262 223H259V222H261ZM7 218H8V220H7ZM126 218H128V220L131 221L132 223L134 221L133 225L132 226L130 225L132 228H129L130 226L128 227V225L132 224V223L127 221ZM141 218H143V217H141ZM252 218H254V219H252ZM94 219H96L94 221L96 223L93 222ZM115 219H118V222L117 221L115 222ZM125 219H126L127 222H129L128 225L127 224L124 225L126 223V222L123 223L125 221ZM160 219H161V221H160ZM165 219H163V221ZM232 219H234V220H232ZM236 219H238V220H236ZM244 219L246 220V222L248 221L247 224L243 225L241 222H240L241 224H239V222L236 223L237 221H242V220H243V223H245ZM256 219L257 220L259 219V220L257 221ZM167 220H165V221H167ZM175 220L172 221V222L174 223ZM205 220H207V221H205ZM226 220H228V221H226ZM250 220H251V223H250ZM169 221H170V219L168 220V222ZM7 222H9V223H7ZM98 222H100V223H98ZM157 222H155V223H157ZM182 222L178 221L177 223H182ZM207 222H208L209 225L207 224ZM221 222H222V224H221ZM224 222H225V224L229 225L230 227H228L225 224H223ZM252 222H253L254 225L252 224ZM107 223H109L108 227H107ZM167 223H166V226H168V227H166L165 229H168L169 225H171L169 223H168L169 224L168 225ZM177 223H175L176 226L181 225V224H177ZM21 224H22V226H21ZM163 224L165 225V223H163ZM188 224H189V222H188ZM188 224H187V226H189ZM232 224L234 225L233 227H231ZM11 225H12V227H11ZM14 225L16 227H14ZM87 225H88V227H87ZM113 225H114V227H116L117 230L113 227ZM153 225H155V224H153ZM183 225H181L180 228H182ZM235 225L238 226V227L235 228ZM242 225H243V227H242ZM98 226H100V227H98ZM125 226H127L126 228L128 229V231H129V229L131 231H134V232H132L133 233L132 236H131V234L129 235L130 238L127 235L131 231H129V232L125 231L124 230V229H126ZM158 226H160V228H157ZM174 226L175 225L173 224V226H171V227H174ZM208 226L210 227L211 230H209ZM251 226H253V227H251ZM136 227H137V225H136ZM176 228H178V227H176ZM176 228H174V229H176ZM231 228L234 231H232ZM249 228L253 229L254 231L256 230V231L254 232V231L251 230L252 231V233H251ZM261 228H262V230H261ZM148 229H147V231H148ZM165 229L163 228L162 230L166 231ZM169 229H171V228H169ZM174 229L172 231H174ZM188 229L191 230L192 228L189 227ZM259 229L261 231H259ZM95 230H96V233L94 232ZM178 230H177V232H178ZM189 230H187V228H186L187 232H184V233L181 230L182 231V237H183L181 242L177 241V240H171L172 238L173 239L177 238L176 237L177 233L174 234V232H173V234L175 236L173 234L169 235V233H172L171 231H169V233H168V236H170V238L168 237L167 239H170V241H172V243L170 242L171 244L174 245V243H175V245L179 246L178 248H180V244H183V241L185 240L184 239L185 238L184 234H185V236H186V234L188 235L189 234ZM243 230H244V232H243ZM6 231H8V233ZM111 231H114V232L110 233ZM145 231H146V229H145ZM150 231H148L147 233H151ZM181 231H180V234H181ZM192 231L193 230H191L190 233L192 234V236L194 235L193 237H195V234H194L195 232L192 233ZM211 231H213L214 233L213 232L211 233ZM218 231L221 234L218 233ZM238 231H240V232H238ZM262 231H263V233H262ZM93 232L95 233L94 235H92ZM231 232L233 233L232 237L234 236L235 238L237 237V239L239 238L238 240H240V239L242 240V241L240 240L241 242L240 241H238V242H239V244L240 243L242 244V242H243V246L244 247H242V245L240 244L239 245L240 248H237L238 247V245H237L238 242L237 241L235 242L234 241L235 238L233 237L234 239H232V240L236 244L233 243V245H231V248H230V243H232V242L229 241V240H231L229 238H232V237H228V234L230 233V235H231ZM216 233H217V235H216ZM222 233H223V235H222ZM234 233H235V235H234ZM260 233H262V234H260ZM110 234L111 235L112 234H114V235L116 234V236H114V235L111 236ZM191 234H189V237L186 236L187 239L189 238L188 242L191 241V239H190L191 238ZM143 235H140V237H142ZM163 235L165 236L167 234H164V232H163L162 236ZM11 236L14 239L11 238ZM109 236H111V237H109ZM123 236L126 237V239H124ZM159 236H160V234H159ZM177 236H179V239L181 238V235H177ZM222 236H224V237H222ZM113 237L114 238L118 237L120 239V240L117 241L118 243L117 242L116 243L113 242V240H112V239H114ZM132 237H134V238H132ZM140 237L137 238V239L139 240ZM145 237H147V236L145 235ZM218 237H220L223 240L225 239L224 241H225V243L227 245L224 246L223 245L224 242L221 245L222 240L217 239ZM92 238L95 239V240L98 239L96 241L95 240L93 241V242L96 243L97 246L94 245L93 242L91 243V245H94V246L90 245V242L93 240ZM148 238H150V237L148 236ZM155 238H157L156 241L154 240ZM7 239H9V242H8ZM88 239H89V241H88ZM90 239H92V240H90ZM144 239L146 241L147 238H144ZM100 240L103 241V242H100ZM193 240H194V242L197 241L195 239H193ZM193 240H192V242H193ZM76 241H78V242H76ZM97 241H99V242H97ZM111 241L113 243H115V244L114 245L111 244L112 243ZM115 241H116V239H115ZM141 241L144 242V240H142V238H141ZM147 241H149V239H147ZM167 241H169V240H167ZM201 241L203 242V240H201ZM177 242L178 243L180 242L179 245H178ZM185 242H187V241L185 240ZM202 242L199 243V244H197L198 242H196V245H200V244L202 245ZM205 242H203V243H205ZM2 243H4V244H2ZM77 243H78V246H77ZM99 243H100V245H98ZM109 243L111 244L110 246H105V245H109ZM119 243H121L122 246H120ZM146 243H148V242H146ZM146 243L144 245L145 247L144 246H142V247L145 248V249H148L147 251H148L149 254L147 253V251L145 249L144 250L142 249V251L145 254L147 253V257L142 252L141 253L144 256L140 254L141 255L140 256V260H141L142 264H143V257H145L144 259L147 260L148 256L153 252V250H155L154 248H156V249H158L159 247L161 248V245L165 244V243H163V244H160L159 247H157V246L154 247L152 245V243H150V242H149L150 244H146ZM245 243H246V245H245ZM103 244H105V245L103 246ZM185 244H186V246L191 245V243H189V244L185 243ZM185 244H183V245H185ZM193 244L191 246L195 249V247H194L195 244L194 245ZM205 244H207V242ZM218 244H220L221 247H223V249L221 247L219 248ZM256 244H259L260 246L259 245L257 246ZM147 246H149L151 249L149 247H147ZM168 246H170V244ZM168 246H167V248H168ZM191 246H189V247H191ZM233 246H235L234 248H237L236 250L234 249L236 252L232 249ZM13 247H15V248L13 249ZM118 247L120 248V250H119ZM183 247H181V249ZM189 247H187V248H189ZM216 247H218V250H216L217 249ZM88 248H90L91 251ZM174 248H175V246H174ZM178 248L176 247V249H178ZM196 248L198 249L199 247L196 246ZM241 248H243V250ZM116 249H117V251H116ZM168 249L170 250V247ZM168 249L165 248V250H168ZM197 249H195V250H197ZM199 249H201V248H199ZM199 249H198V251H200ZM231 249H232V251H231ZM104 250L106 251V253H105ZM149 250H152V252L150 253ZM161 250L163 251L161 253H164L163 247L161 248ZM211 250H213V249L211 248ZM18 251H19V253H18ZM157 251L158 250H155L154 251L155 253L153 252L155 254V256L152 255V254H151V256H149L148 262L147 261L146 262L144 261V262L146 264H148L151 261V259H153V256H154V260H152V261H154V262L155 261L159 262V260H160L159 263H163V260H164V262L165 261L167 262V260L169 258L167 260L164 259V257H162V259H159V256L161 257L162 254L161 253H156ZM171 251H172V249H171ZM185 251L187 253L186 256L189 257L188 259H190V261H187V263H189V262L193 263L194 261L192 262V260H191V258L189 256V254L192 255L191 253H193V252L190 251V248L187 249V250H185V248H184V252ZM198 251H196L195 253H197ZM204 251L205 250L202 249L200 252L202 253ZM207 251H209V250H207ZM248 251L250 253H248ZM125 252H123V253L127 254ZM131 252L132 251H130V256H131ZM177 252H179V251H177ZM177 252H175V253H177ZM181 252L183 253V249L181 250ZM189 252H191V253H189ZM218 252L221 253V255H219ZM237 252H239L240 258L237 255L238 254ZM84 253H85V255H84ZM166 253H167V251H166ZM170 253H172V252H170ZM207 253H205V254L207 255ZM212 253L213 252H211V254ZM90 254L93 257V259H92L93 261L89 260L91 258L87 259V257H89ZM95 254L99 255L98 256L99 259L95 257L96 256ZM156 254H157V257H158L159 260L156 258ZM158 254H161V255H158ZM222 254L227 256V257L223 256ZM173 255L176 256V254H174V253H173ZM177 255H180V256H178V257H180L179 260H177L178 257H177V259L176 258H174V259L171 258L172 257L171 255H170L171 256L170 259H173V261L175 263H177V264H179V263L182 264L181 262H183V261L186 262L187 257H186L185 260L183 259V258H185V255H184V257H181V255H183V254H180V253L179 254L177 253ZM260 255H261V252H260ZM194 256H198V254H195ZM249 256H250V258H248ZM5 257H6V259H5ZM150 257H151V259H150ZM206 257L209 258L208 255ZM128 258L130 260V257H128ZM134 258H136V257H134ZM210 258H209V260H210ZM155 259H157V260H155ZM180 259H183V260H181V262H180ZM233 259H236V260H234L235 262L233 261ZM175 260L179 261V262H176ZM213 260L211 258L210 263H207L209 261L206 262L205 259H203L204 262H202V263L203 264H214L215 261L212 262ZM84 261H86V262H84ZM111 261H113V262H111ZM79 262H81V263H79ZM99 262L97 264H101ZM170 262H171V264H174V263H172V260L169 261L168 264H170ZM197 262H198V260H197ZM149 264H151V263H149ZM152 264H154V263L152 262ZM183 264H185V263L183 262ZM193 264H195V263H193Z\"/></svg>",
  "mask_w": 264,
  "mask_h": 264
},
{
  "label": "bare ground",
  "instance_id": "obj_2",
  "mask_svg": "<svg viewBox=\"0 0 264 264\" xmlns=\"http://www.w3.org/2000/svg\"><path fill=\"white\" fill-rule=\"evenodd\" d=\"M157 1H160V0H157ZM183 1H184V0H183ZM187 1H188V0H187ZM192 1H193V0H192ZM207 1L209 2V0H207ZM210 1L212 2V0H210ZM221 1H222V0H221ZM251 1H252V0H251ZM259 1H260V0H259ZM259 1H258V2H259ZM261 1H262V0H261ZM202 2H204V3L206 4L205 1L202 0ZM208 2H207V3H208ZM229 2H231V0H230ZM232 2H233V1H232ZM240 2H241L240 5H241V6H244V5H247L248 0H245L246 4H245V2H244V5L242 4L243 0H242V1L240 0ZM256 2H257L256 0H255V2H254V0H253L252 3L249 1L248 5H247V6H249V4L251 5V6H249V9H250V7H255V6H257V5L253 6V3H256ZM263 2H264V0H263ZM187 3H188V2H187ZM225 3H226V1L223 2V5H224ZM234 3H235V2H234ZM237 3H238V5H239V1H237ZM147 4H148V3H147ZM155 4H156V3H155ZM159 4H160V3H159ZM159 4H158V2H157V5H159ZM226 4H227V3H226ZM186 5H187V4H186ZM240 5H239V6H240ZM258 5H259V4H258ZM261 5H262V3H260V6H261ZM263 5H264V4H263ZM181 6H182V5H181ZM217 6H218V5H217ZM217 6H215V7H217ZM247 6H246V8H247ZM147 7H149V6H147ZM160 7H162V12H163V6H160ZM208 7H210V6L207 5L206 8H208ZM224 7H226V6H224ZM224 7L222 6V8H224ZM138 8H139V7H138ZM154 8H156L155 5H154ZM181 8H183V7H181ZM231 8H232V7H231ZM231 8H230V9H231ZM237 8H239V7H237ZM244 8H245V6H244ZM246 8H245V9H246ZM263 8H264V6H261V8H260L259 10L257 9V11H258V12H259V11H261V12L263 11V13H264V9H263ZM152 9H153V8H152ZM160 9H161V8H160ZM190 9H191V7H190ZM245 9H244V13L247 12V11H245ZM247 9H248V8H247ZM249 9H248V10H249ZM253 9H254V8H253ZM253 9L251 8L250 10L253 11ZM261 9H263V10H261ZM153 10H154V9H153ZM164 10H165V8H164ZM176 10H177V9H176ZM255 10H256V9H255ZM195 11H196V10H195ZM197 11H198V10H197ZM197 11H196V12H197ZM203 11H204V10H203ZM217 11H218V10H217ZM219 11H220V10H219ZM227 11H228V10H227ZM230 11H231V10H229L228 13H229ZM252 11H251V13H252ZM143 12H144V11H143ZM159 12H160V11L158 10V13H156V12H155V13H156V14H159V15H157V17L159 16L160 18L158 17V19H161V18H163L164 16H162L163 14L161 15V13H159ZM186 12H188V10H187ZM223 12L225 13V11H223ZM239 12H241V11H239ZM253 12H254V13H253L254 15H253V14H252V15L255 16V14H256V16H257L258 13H255L256 11H253ZM261 12H260L259 14L262 16ZM163 13H165V11H164ZM188 13H189V12H188ZM217 13H218V12H217ZM247 13H248V12H247ZM249 13H250V12H249ZM249 13H248V14H249ZM204 14H206V13H204ZM219 14H220V13H218V15H219ZM146 15H147V14H146ZM188 15H189V17H190V16H191V12H190L189 14L186 13V15H185V13L183 14V16H185V17L188 16ZM206 15H207V14H206ZM220 15H221V14H220ZM232 15H233V14H232ZM243 15H244V14H243ZM243 15H242V16H243ZM250 15H251V14H250ZM260 15H258V16H260ZM142 16H143V15H142ZM196 16H197V15H196ZM204 16H205V15H204ZM204 16H202V17L200 16V17L202 18V20H203V17H204ZM207 16H208V15H207ZM225 16H226V15H225ZM229 16H231V15H228V16H226V17H229ZM238 16H239V15H238ZM242 16H241V19L238 18V19H240V23L242 22V21H241L242 18H243V19H245V18H246V19H249V18H247V17H245V16H243V17H242ZM246 16H247V15H246ZM253 16H252V17H253ZM258 16H257V17H258ZM185 17H184V18H185ZM217 17H218V16H217ZM233 17H234V16H233ZM244 17H245V18H244ZM250 17H251V16H250ZM252 17H251V18H252ZM257 17H253L254 22H257V21H255V20H256L255 18H257ZM222 18H223V16H222ZM229 18H232V17H229ZM251 18H250V19H251ZM260 18H261V17H258V19H259L258 22H259V21H262V20H260ZM163 19H165V18H163ZM217 19H219V18H217ZM220 19H221V18H220ZM227 19H228V18L224 19V21H227ZM232 19H233V21H234V18H232ZM238 19H237V20H238ZM161 20H162V19H161ZM204 20H205V19H204ZM208 20H210V19H208ZM208 20H207V21H208ZM228 20H229V19H228ZM230 20H231V19H230ZM235 20H236V18H235ZM237 20H236V21H237ZM251 20H252V19H251ZM263 20H264V19H263ZM158 21H159V20H158ZM180 21H181V20H180ZM211 21H212V20H211ZM215 21L218 22L219 20H218V21L215 20ZM238 21H239V20H238ZM201 22H202V21H201ZM205 22H206V21H205ZM205 22H204V23H205ZM219 22H220V21H219ZM221 22H222V21H221ZM243 22L246 23L245 21H243ZM258 22H257V23H258ZM202 23H203V22H202ZM250 23H251V21H250ZM160 24H161V23H160ZM167 24H168V23H167ZM185 24H186V23H185ZM185 24H184V25H185ZM195 24H196V23H195ZM206 24H208V23H206ZM214 24H215V25H214ZM214 24H212V25L210 24V25H207V26H208V27L211 26L210 28H212V26L214 25L213 28H216L217 25H218V23L216 24V23L214 22ZM246 24H247V23H246ZM251 24H253V23H251ZM165 25H166V24H165ZM224 25H225V24H224ZM224 25L222 24V26H224ZM247 25H248V24H247ZM162 26H163V25L161 24L160 27L162 28ZM177 26H178V25H177ZM215 26H216V27H215ZM225 26H226V25H225ZM240 26H241V24H240ZM240 26H239V27H240ZM244 26H245V24H244ZM244 26H243V27H244ZM179 27H180V26H179ZM183 27H184V26H183ZM183 27H182V28H183ZM226 27H227V26H226ZM231 27H232V26H231ZM243 27H241V28L243 29ZM251 27H252V25H250V27H248V28L245 26V30L243 29L244 32L247 34V36H248V35H251V33H253L252 29H253L254 26L252 27V29H250ZM258 27H259V26H258ZM161 28H160V29H161ZM191 28H192V27H191ZM227 28H228V27H227ZM241 28H240V30H241ZM255 28H256V30H257L256 25H255ZM174 29H175V28H174ZM247 29H250L252 32H251L250 34H248V32H246ZM258 29H259V28H258ZM172 30H173V29H172ZM183 30H184V29H183ZM217 30H220V29H218V27H217ZM230 30H231V29H230ZM232 30H233V29H232ZM243 30H242V31H243ZM184 31H186V30H184ZM184 31H183V32H184ZM211 31H212V32H215L216 30L211 29L210 32H211ZM221 31H222V30H221ZM248 31H249V30H248ZM154 32H155V31H154ZM162 32H163V31H162ZM197 32H198V31H197ZM206 32H207V31H206ZM212 32H211V35L214 34V33L212 34ZM217 32H219V31H217ZM217 32H216V33H217ZM228 32H229V31H228ZM244 32H243V33L240 32V33H238V35L240 34V37H241L242 34H245ZM255 32H256V31H255ZM159 33H160V32H159ZM184 33H185V32H184ZM198 33H199V32H198ZM216 33H215V34H216ZM173 34H174V33H173ZM196 34H197V33H195V34H193V35H196ZM209 34H210V33H209ZM223 34H224V33H223ZM233 34H234V33H233ZM254 34H255V33H254ZM262 34H263V33H262ZM207 35H208V34H207ZM211 35H210V36H211ZM216 35H217V34H216ZM224 35H225V34H224ZM228 35H229V34H228ZM234 35H235V34H234ZM238 35H237V36H238ZM166 36H167V35H166ZM202 36H203V35H202ZM214 36H215V35H214ZM214 36H212V38H213L214 41H215L216 38H214ZM217 36L219 37V35H217ZM217 36H216V37H217ZM242 36H243V35H242ZM247 36H244L245 38H243V37H242V38H243V39L248 38V40L251 41L252 38H253L255 35H254V36L252 35L253 37H251V39H249V37H247ZM261 36H263V35H261ZM261 36H260V38H264V36H263V37H261ZM200 37H201V36H200ZM240 37H239V38H240ZM157 38H158V37H157ZM170 38H172V36H171ZM173 38H174V37H173ZM179 38H180V37H179ZM206 38H207V37H206ZM228 38H229V36H228ZM228 38H227V39H228ZM233 38H234V37H233ZM233 38H232V39H233ZM236 38H237V39H235L236 41H237V40H238V41L240 40V39H238V37H236ZM242 38H241V41H240V42H243V43H244V40H242ZM254 38H255V37H254ZM254 38H253V39H254ZM155 39H156V38H155ZM210 39H211V38H210ZM213 39H211V40L213 41ZM218 39H219V38H218ZM218 39H217V41H219ZM225 39H226V38H225ZM232 39H231V38L228 39V40H229V41H228V42H229V45L232 44V43L230 42V40L232 41ZM148 40H149V39H148ZM163 40L165 41V38H164ZM207 40H209V39H207ZM211 40H210V42H211ZM262 40H263V39H262ZM61 41H62V40H61ZM221 41H222V39H221ZM238 41L236 42L237 45H238V43H239ZM246 41H247V40H246ZM246 41H245L244 45H242L243 43H241V46H243V48H244L245 44L247 43L246 46H247V47L250 46V47H249L250 50H249L247 47H245V50L247 49L248 51H252L251 48H253V46H255V44L253 45V43L255 42V40H254V41H251V42H253V43H251V42H249V41L246 42ZM179 42H180V41H179ZM179 42H178V43H179ZM190 42H191V41H190ZM198 42H199V41H198ZM203 42H204V41H203ZM234 42H235V41H233V43H234ZM160 43H161V42H160ZM160 43H159V44H160ZM193 43H194V42H193ZM213 43H214V42H213ZM219 43H220L221 45L223 44V45L225 46V43H223V41H222V43H221V42H219ZM230 43H231V44H230ZM249 43L252 45V47H251V45H250ZM181 44H182V43H181ZM199 44H200V43H199ZM210 44H211V43H210ZM215 44H216V42H215ZM248 44H249V45H248ZM143 45H144V43H143ZM167 45H168V44H167ZM182 45H183V44H182ZM190 45H191V43H190ZM195 45H196V44H195ZM226 45H227V43H226ZM235 45H236V44H235ZM235 45L233 44V46H235ZM157 46H158V43H157ZM159 46H160V45H159ZM162 46H163V45H162ZM162 46H161V47H162ZM165 46H166V44H165ZM165 46H164V47H165ZM174 46H175V45H174ZM174 46H173V47H174ZM180 46H181V45H180ZM200 46H201V45H200ZM200 46H199V47H200ZM203 46H204V45H203ZM211 46H212V45H211ZM227 46H228V45H227ZM227 46H226V47H227ZM233 46H232V47H233ZM241 46L238 47V50L235 51V50L232 49V51H233L234 53H237V55H238L239 53H240V55H242V54L245 52V50H244V52H243ZM142 47H143V46H142ZM167 47H169V46H167ZM167 47H165V48L168 50L171 46H170L169 48H167ZM175 47H176V46H175ZM177 47H178V46H177ZM214 47H215V46H214ZM236 47H237V46H236ZM236 47H235V48H236ZM262 47H263V48H262ZM203 48L205 49V47H203ZM206 48H207V47H206ZM215 48H217V47H215ZM223 48H224V47H223ZM223 48H222V46H221V49H220V46H218V49H219V50H218V53H219L220 51H222V52L224 51V53H225L226 50L228 51V49L225 48V49L223 50ZM240 48H241V49H240ZM159 49H160V48H159ZM176 49H177V48H176ZM239 49H240V50H239ZM260 49L263 51V50H264V46H261V48H260V47L258 48L259 51H260ZM115 50H116V49H115ZM180 50H181V49H180ZM216 50H217V49H216ZM108 51H109V50H108ZM159 51H160V50H159ZM162 51H165V49L163 48ZM169 51H170V52H169ZM176 51H177V50H176ZM176 51H175V52H176ZM229 51H230V50H229ZM238 51H239V53H238ZM240 51H241V52H240ZM248 51H247V52H248ZM113 52H116V51H113ZM119 52L121 53L122 51H119ZM119 52H118V53H119ZM166 52H167V51H166ZM166 52H164V53H166ZM178 52H179V51H178ZM181 52H182V51H181ZM187 52H190V51H187ZM191 52H192V51H191ZM203 52H204V51H203ZM222 52L219 53V54H221V56H220L221 59H222V56H225V54L222 55ZM230 52H231V51H230ZM230 52L226 53V55L230 54L231 57L233 58V56H232V54H231ZM242 52H243V53H242ZM247 52H245V53L247 54ZM260 52H261V51H260ZM109 53H110V52H108V54H109ZM120 53H119V55L122 56V53H121V54H120ZM135 53H136V52H135ZM161 53H162V52H161ZM168 53H170V55H171L172 51L169 49V50H168ZM197 53H198V52H197ZM208 53H209V52H208ZM208 53H207V54H208ZM245 53H244L245 56L242 55V56L245 57V63H244V62H241V61L244 60V58H241V61L238 60L237 62H239V64H240V62H241V63H244L245 65L248 63V64H247V66H248V65H250L251 63L249 64L248 61H250V60H249L248 58H246V54H245ZM110 54H111V56H112V53H110ZM110 54H109V55H110ZM248 54L250 55L251 52H249ZM261 54H262V52H261ZM115 55H116V54H115ZM115 55H114V57H115ZM124 55H125V54H124ZM161 55H162V54H161ZM161 55H160V56H161ZM168 55H169V54H168ZM172 55L176 56L175 53L172 54ZM172 55H171V56H172ZM199 55H200V54H199ZM237 55L235 54L236 57H237ZM240 55H238V56H240ZM253 55H255V54H253ZM253 55H252V56H253ZM262 55H263V54H262ZM111 56H110V57H111ZM117 56H118V54H117ZM120 56H119V57H120ZM151 56H152V55H151ZM162 56H163V55H162ZM183 56H184V55H183ZM131 57H132V56H131ZM153 57H155V55H154ZM153 57H152V58H153ZM172 57H173V56H172ZM172 57L169 58V56H168L169 59L176 60L175 57H173V58H172ZM179 57H180V56H179ZM231 57H230V58L227 57V58L230 60ZM248 57H249V56H248ZM250 57H251V56H250ZM255 57H256V55H255ZM262 57H263V56H262ZM262 57H261V58H262ZM120 58H121V57H120ZM148 58H151V57H148ZM182 58H183V57H182ZM206 58H207V57H206ZM211 58H212V57H211ZM224 58H225V57H223V59H222L223 62L225 61ZM261 58H260V59H261ZM263 58H264V57H263ZM59 59H60V58H59ZM113 59H115V58H113ZM117 59H118V58H117ZM117 59H116V60H117ZM122 59H123V58H122ZM184 59H185V57H184ZM189 59H190V58H189ZM208 59H209V58H208ZM225 59H226V58H225ZM233 59H234V58H233ZM237 59H238V57H237ZM237 59H236V60H237ZM239 59H240V58H239ZM242 59H243V60H242ZM251 59H252V58H251ZM119 60H121V59H119ZM125 60L127 61V58H126ZM128 60H129V59H128ZM157 60H158V58H157ZM182 60H183V59H182ZM191 60H192V59H191ZM193 60H194V59H193ZM231 60H232V59H231ZM234 60H235V59H234ZM236 60H235V61H236ZM246 60H248L247 63H246ZM252 60H253V59H252ZM110 61H111V60H110ZM117 61H118V60H117ZM123 61H124V60H123ZM136 61H137V60H136ZM151 61H152V60H151ZM151 61H150V62H151ZM194 61H195V60H194ZM205 61H206V60H205ZM210 61H211V60H210ZM220 61H221V60H219V63H220ZM258 61H261V60H258ZM262 61H263V60H262ZM118 62H122V61H118ZM127 62H129V61H127ZM130 62H131V61H130ZM130 62H129V63H130ZM137 62H138V61H137ZM140 62L143 63L144 60H143V61H140ZM140 62H139V63H140ZM183 62H186V61L184 60ZM203 62H204V61H203ZM229 62H230V61H229ZM252 62H253V61H252ZM60 63H61V62H60ZM110 63H111V62H110ZM110 63H109V64H110ZM116 63H117V62H116ZM156 63H157V65H158L159 62L156 61ZM160 63H161V62H160ZM176 63H177V62H176ZM200 63H202V62H200ZM233 63H234V62H233ZM259 63H260V62H259ZM263 63H264V61H263ZM263 63H261V64H263ZM120 64H121V63H120ZM120 64H119V65H120ZM125 64H126V63H125ZM143 64H145V63H143ZM190 64H191V61H190ZM190 64H189V65H190ZM211 64H212V63H211ZM235 64H236V63H235ZM235 64H234V66H237V65H235ZM253 64H254V63H253ZM59 65H60V64H59ZM119 65H117L119 69H120V68H121V69H124V67H120V66H123V64L120 65V66H119ZM129 65H130V64H129ZM146 65H149V64H146ZM146 65H145V66H146ZM152 65H154V63H153ZM161 65H163V67H164V64H160V65L158 66V69H159V70H160V69L162 70V68H161L162 66H161ZM176 65H177V64H176ZM185 65H186V64H185ZM187 65H188V63H187ZM194 65H195V64H194ZM240 65H241V68H245V67H247V66H245V65H243V64H240ZM254 65H255V64H254ZM109 66H110V65H109ZM126 66H127V65H126ZM135 66H136V65H135ZM137 66H139V67H136V68H137L136 71H138V72L141 71V70H139V69H141L140 65L137 64ZM142 66H143V65H142ZM169 66H170V65H169ZM210 66H211V65H210ZM212 66H213V65H212ZM212 66H211V67H212ZM244 66H245V67H244ZM252 66H253V65H250V68H251ZM258 66L260 67V65H258ZM258 66H257V67H258ZM113 67H114V66H113ZM146 67H147V66H146ZM152 67L154 68V66H151V68H152ZM155 67H156V66H155ZM171 67H173V66H171ZM176 67H177V66H176ZM180 67H182V66H180ZM216 67H217V66H216ZM259 67H258L257 69H258V70H261V71L264 73V70H262V67H263V69H264V64L261 66V69H260ZM110 68H111V67H110ZM118 68H117V72H118V70H119ZM125 68H127V67H125ZM148 68H149V67H148ZM151 68H150V69H151ZM164 68H166V67H164ZM174 68H175V67H174ZM191 68H192V67H191ZM205 68H206V67H205ZM233 68H234V71L238 72V71H237L238 67H237L236 70H235L236 67H233ZM233 68H232V69H233ZM252 68H254V67H252ZM142 69H143V68H142ZM150 69H149V70H150ZM166 69H167V68H166ZM248 69H249V68H248ZM57 70H58V69H57ZM124 70H125V69H124ZM144 70H145V69H144ZM192 70H193V69H192ZM204 70H205V69H204ZM214 70H215V69H214ZM217 70H218V69H217ZM217 70H216V72H217V75H218V71H217ZM239 70H240V69H239ZM245 70L248 71L247 68H246ZM245 70H244V72H243V69H242L241 73L243 72V74L245 73L246 75H248V73H246ZM254 70H255V68H254ZM113 71H114V70H113ZM115 71H116V67H115ZM119 71H120V70H119ZM128 71H129V70H128ZM151 71H152V70H151ZM167 71H168V70H167ZM172 71H173V68H172ZM175 71H176V69H175ZM175 71H174V74H175ZM255 71H256V70H255ZM122 72H123V71H122ZM124 72H125V71H124ZM138 72H136L135 74L137 75ZM161 72H163V71H161ZM185 72H187V71H185ZM194 72H195V71H194ZM249 72H250V75H251V72H252V71H249ZM115 73H116V72H115ZM115 73H114V74H115ZM126 73H127V72H126ZM129 73H130V72H129ZM141 73L143 74V72H141ZM148 73H149V72H148ZM148 73H147V75H148ZM159 73H160V72H159ZM166 73L169 74L168 72H166ZM189 73H190V72H189ZM252 73H253V72H252ZM254 73H255V72H254ZM258 73H259V72H258ZM258 73H257V74H258ZM59 74H60V73H59ZM149 74H150V73H149ZM161 74H162V73H161ZM197 74H198V73H197ZM202 74H203V73H202ZM211 74H212V73H211ZM213 74L215 75V73H213ZM226 74H227V73H226ZM235 74H236V73H235ZM245 74H244V75H245ZM257 74H256V75H257ZM259 74H260V73H259ZM259 74H258V75H259ZM118 75L121 76V74H118ZM126 75H127V74H126ZM138 75H139V77H140V74H139V73H138ZM156 75H157V74H156ZM164 75H165V74H164ZM171 75H172V74H171ZM198 75L200 76V74H198ZM206 75H207V73H206ZM219 75H220V73H219ZM237 75H238V74H237ZM237 75H236V76H237ZM240 75H241V74H240ZM244 75H243V76H244ZM253 75L255 76V74H253ZM258 75H257V76H258ZM262 75H263V74L260 75V78H261V77H262V78L264 77V75H263V76H262ZM114 76H115V75H113L112 77H114ZM120 76H119V77H120ZM124 76H125V75H123V77H124ZM153 76H154V75H153ZM162 76H163V75H161L160 77L162 78ZM186 76H188V73H187V75H186V73H185V78H186ZM193 76H194V75H193ZM199 76H198V77H199ZM215 76H216V75H215ZM215 76H211V77H215ZM251 76H252V75H251ZM148 77H149V75H148ZM148 77L145 76V74H144V75L141 76V78H140L141 80L138 79L139 82H136V81H138V80H136L135 82H133V83H134V86L137 85V86H135V87H138V89H139V90H137V92L141 90L142 92H145V91H146L145 93H148L150 89L148 90V92H147V89L150 88V87H151V88L153 87L152 84H149L150 81H147V80H151V83H152V80H154L152 77L149 78V79H147V80L144 82L145 84L143 83L142 79H144V78L146 79V78H148ZM160 77L157 76V79H156V80H158V78H159V80H160V79H161ZM169 77H170V76H169ZM169 77H168V79H166L167 81L169 80ZM175 77H176V75H175ZM190 77H192L191 74H190ZM194 77H195V76H194ZM194 77H192V78H194ZM201 77H202V76H201ZM219 77H220V76H219ZM249 77H250V76H248V78H249ZM258 77H259V76H258ZM166 78H167V77H166ZM170 78H171V77H170ZM192 78H191V79H192ZM195 78H196V77H195ZM207 78H208V77H207ZM238 78H240V77H238ZM246 78H247V76L245 77V80H246ZM110 79H111V78H110ZM145 79H144V80H145ZM203 79H204V78H203ZM205 79H206V77H205ZM210 79H211V78H210ZM250 79H251V77H250ZM252 79H253V78H252ZM114 80H115V79H114ZM118 80H119V79H118ZM166 80H165V81H166ZM189 80H190V79H189ZM195 80H196V79H195ZM198 80H200V77H199ZM213 80H214V79H213ZM213 80L211 79V81H213ZM215 80H216V79H215ZM61 81L63 82V78H62ZM123 81H124V80H123ZM126 81H127V79H126ZM140 81H142V82H140ZM160 81L163 82V79L160 80ZM165 81H164V82H165ZM167 81L165 82V84L168 83L169 86H166V88H169L170 85H172V81H171V82H170V80H169L168 82H167ZM174 81H175V79H174ZM186 81H187V80H186ZM196 81H197V80H196ZM221 81H222V79H220V82H221ZM236 81H237V80H236ZM247 81H249V80H247ZM257 81H259L258 83H261V82H260L261 79H258V78H257ZM57 82H58V81H57ZM124 82H125V81H124ZM146 82H147V83H146ZM148 82H149V83H148ZM156 82H157V81H156ZM198 82H199V81H198ZM217 82H218V80H217ZM229 82H230V81H229ZM237 82L241 83L240 80H238ZM243 82H244V81H242V83H241V84H242V87H243V86L245 87L246 85H244ZM53 83H54V81H53ZM55 83H56V82H55ZM113 83H115V82L113 81ZM122 83H123V82H122ZM125 83H126V82H125ZM140 83H141V84H140ZM157 83H158V82H157ZM170 83H171V84H170ZM193 83H194V82H193ZM195 83H196V82H195ZM199 83H200V82H199ZM203 83L205 84V82H203ZM245 83H247V82L245 81ZM254 83H256L255 85H257V82H254ZM79 84H80V83H79ZM127 84H130V83H127ZM142 84H143V85H142ZM146 84L149 85V86L147 87V89H145V88H146V86H145ZM168 84H167V85H168ZM186 84H188V83L186 82ZM207 84H209V83H207ZM210 84H211V83H210ZM49 85H50V84H49ZM49 85H48V86L46 85V86L49 87ZM53 85H54V84H53ZM58 85H59V84H58ZM58 85H57V86H58ZM124 85H126V84H124ZM155 85H156L157 87L159 86V85H157V84L155 83V84H154V87H153L154 89H156V88H155V87H156ZM160 85H161V84H160ZM188 85H189V84H188ZM197 85H198V83H197ZM255 85H254V86H255ZM258 85H259V84H258ZM62 86H63V83H62ZM85 86H86V84H85ZM126 86H127V85H126ZM126 86H125V88H127ZM128 86H129V85H128ZM140 86H142L144 89H143V88H140ZM192 86H193V85H192ZM199 86H200V85H199ZM247 86H248V84H247ZM247 86H246L245 88H248ZM254 86H253V87H254ZM261 86H262V84H261ZM51 87H52V86H51ZM53 87H54V86H53ZM120 87H121V86H120ZM184 87H185V86H184ZM184 87H183V88H184ZM194 87H198V86H195V84H194ZM194 87H192V88H194ZM202 87H203V86H202ZM205 87H206V86H205ZM207 87H208V86H207ZM225 87H226V86H225ZM255 87H257V86H255ZM158 88H159V87H158ZM170 88H171V87H170ZM183 88H182L183 91L186 90V89H183ZM186 88L190 89L189 86L186 87ZM257 88H259V87H257ZM257 88H256V89H257ZM60 89H61V87H60ZM81 89H82V87H81ZM159 89H160V88H159ZM163 89L165 90V88H163ZM172 89H173V90H171V91H174V87H172ZM175 89H177V88H175ZM194 89H195V88H194ZM201 89H202V88H201ZM201 89H200V90H201ZM225 89H226V88H225ZM227 89H228V88H227ZM227 89H226V91H227ZM242 89H243V88H242ZM250 89H252V88L250 87ZM262 89H263V88H262ZM48 90H49V89H48ZM48 90H47V91H48ZM52 90H54V89H52ZM75 90H76V89H75ZM78 90H79V89H78ZM83 90H84V89H83ZM128 90H129V89H128ZM166 90H167V89H166ZM168 90H169V91H168ZM168 90H167V91L170 92V89H168ZM207 90H208V88L206 89V92H207ZM209 90H210V89H209ZM257 90H260V92H261V89H257ZM65 91H66V90H65ZM123 91H124V90H123ZM133 91H134V89H133ZM141 91H140V94H139V92H138V95H139V96L137 95V96L140 97V98L143 97V94H145V93H142ZM150 91L153 93L152 89H151ZM156 91H157V90H156ZM156 91H155V93H154L155 95H156ZM191 91H193V90H191ZM202 91H203V90H202ZM252 91H253V90H251V92H252ZM262 91H263V90H262ZM54 92H55V91H54ZM58 92H59V91H58ZM62 92H63V91H62ZM73 92H74V91H73ZM106 92H109V89H108ZM129 92L132 93L131 90H129ZM157 92H158V91H157ZM161 92H162V91H161ZM168 92H167V94H168ZM187 92H188V91H187ZM195 92H196V91H195ZM239 92H240V91H239ZM242 92H243V91H242ZM253 92H254V91H253ZM263 92H264V91H263ZM46 93H47V92H46ZM50 93H52V92H50ZM55 93H56V92H55ZM83 93H84V92H83ZM116 93H117V92H114V94H116ZM119 93H120V91H119ZM119 93H118V94H119ZM123 93H124V92H123ZM126 93H127V92H126ZM170 93H171V92H170ZM174 93H175V91H174ZM174 93L172 92V94H174ZM180 93H181V92H180ZM220 93H222V91H220ZM52 94H53V93H52ZM66 94H67V92H66ZM75 94H77V91L75 92ZM80 94H81V93H80ZM97 94H98V93H97ZM158 94H159V93H158ZM162 94H164V93H162ZM165 94H166V93H165ZM210 94H211V93H210V91H209V95H210ZM222 94H223V93H222ZM244 94H245V93H244ZM252 94H253V93H252ZM72 95H73V94H72ZM83 95H84V94H83ZM108 95H109V94H108ZM110 95H111V96H109V98H107V99L104 98V100L106 99V101H105L104 104H101V101H102V99H103L104 96H103V97L101 96L102 99L100 98V100H98L99 98H98L97 96H95V97L98 98L96 101H97V102L99 101L100 105L98 106V103L95 102V103L97 104V107H96L97 109H95L96 111H95V113H94L96 116L93 115V117H94V119H96V118L98 117L97 115H99V121L97 120L98 118H97L96 120H94V122L96 121V122H95L96 125H95V123L92 124V127H91V128H93L94 126H97L99 123H100L99 126L102 125V126L104 127V126L106 125V126L108 127V124L110 125L111 123H113V122L116 120V119L113 120V118L111 117V115H113V114H114V115L117 114V113H115L117 110H118V113H121V114H120V115H121V116H120L121 118L119 117V119H118V115L115 116V117L119 120V122L122 121V124L124 125V121H125V120H128L127 118H129V116H126L127 118H125V117H124L125 114L123 113L124 108H123V109H121V108H122V105L125 106L124 104H126V103H125L126 100H127V101L129 100L130 104L133 103V102H132L133 100H131L130 98H128V99H126L125 101L122 102L121 99L119 100V98H117V96H116L117 94H116V95H112V94H110ZM119 95H121V94H119ZM128 95L130 96L131 94H128ZM168 95H169V94H168ZM174 95H175V94H174ZM184 95H186V94H184ZM209 95H207V94L205 93V96H206V100H205V101L208 100V101L206 102L207 104H208V103H210V104L213 103V102L211 101L213 98H212L211 100H209V99L207 98V97L210 98ZM245 95H246V94H245ZM263 95H264V94H263ZM54 96H55V95H54ZM73 96H74V95H73ZM86 96H87V95H86ZM113 96H115V98H114ZM125 96H126V98L129 97V96H127V94H126ZM125 96L123 95V97H125ZM132 96H133V95H132ZM132 96H131V97H132ZM134 96H135V95H134ZM149 96L151 97V95H149ZM152 96H153L152 99L158 98V97H155V98H154V95H152ZM178 96H179V95H178ZM180 96H182V95H180ZM214 96H215V95H214ZM238 96L240 97V94H238ZM251 96H252V95H251ZM255 96H256V95H255ZM255 96H253L254 98H251V97H250V98H251V100H250L251 103H252V102H253V103L256 102V101L254 102V99H256V100L259 99V97L257 98V97H255ZM258 96H260V95H258ZM52 97H53V96H52ZM57 97H59V96H57ZM57 97H55V98H57ZM76 97H77V95H76ZM107 97H108V96H107ZM110 97H112V98H114V99H111V100H110ZM119 97H121V96H119ZM150 97H149V98H150ZM160 97H161V96H160ZM170 97H172V96H170ZM170 97H169V96L167 97V95H166V100H167V98H170ZM176 97H177V95H176ZM176 97L174 96L173 99H175ZM190 97H191V96H190ZM221 97H222V95L220 96V98H221ZM235 97H236V96H235ZM80 98H81V97H80ZM88 98H90V97H88ZM144 98H145V97H144ZM144 98H141V99L143 100ZM149 98H148V99H149ZM161 98H162V97H161ZM182 98H183V96H182ZM188 98H189V96H188ZM240 98H241V97H240ZM242 98H243V97H242ZM46 99H47V98H46ZM84 99H85V100H84ZM84 99L82 98V100L84 101V103H83V101H82V104H85V106H87V105H88V104H87V100H86V98H84ZM91 99H92V98H90V99H88V100H91ZM108 99H109V100H108ZM115 99H116V102H119V104H120V103L122 104V105L120 104L121 107H120L119 109H118L119 104L116 103V102L114 101ZM141 99H140V100L137 99V102L140 103L139 101H141V103H143V101H142ZM173 99H171V100H173ZM232 99H233V98H232ZM262 99H264V97H263ZM73 100H75V99L73 98L71 101H73ZM76 100H77V98H76ZM93 100H94V98H93ZM93 100H92V101H93ZM118 100H119V101H118ZM122 100H124V99H122ZM130 100H131V101H130ZM159 100H160V99H159ZM159 100H158V101H159ZM168 100H169V99H168ZM171 100H170V101H171ZM186 100H187V99H186ZM241 100H242V99H241ZM252 100H253V101H252ZM71 101H70V102H71ZM94 101H95V100H94ZM94 101L92 102V104L94 103ZM109 101H110V102H109ZM112 101H113V102H112ZM127 101H126V102H127ZM134 101H135V100H134ZM144 101H145V100H144ZM150 101H151V99H150ZM162 101H163V100H162ZM162 101H161V103H162ZM175 101H176V100H175ZM187 101H188V100H187ZM187 101H186V102H187ZM214 101H215V100H214ZM239 101H240V99H239ZM258 101H259V100H257V103H258ZM260 101H261V100H260ZM260 101H259V102H260ZM62 102H63V104H65V103H64V102H65V99H64ZM68 102H69V100H68ZM80 102H81V101L79 100L78 104H79ZM111 102L113 103V105H112ZM131 102H132V103H131ZM147 102H149V101H147ZM159 102H160V101H159ZM171 102H172V101H171ZM173 102H174V101H173ZM261 102H262V101H261ZM95 103L93 104L94 106H95ZM108 103H109V107H110V109H112V111H111L110 109H108V107H106V106H108V105H107ZM134 103H135V102H134ZM151 103L154 104V102H151ZM151 103H150V105H151ZM155 103H156V102H155ZM163 103H164V102H163ZM169 103H170V102H169ZM176 103H177V102H176ZM198 103H199V102H198ZM200 103H201V102H200ZM200 103H199V104H200ZM206 103H205V104H206ZM239 103H241V101H240ZM242 103H243V101H242ZM80 104H81V103H80ZM80 104H79V106L77 105V106H75V107H77V108L80 107V108H81L82 106H81ZM86 104H87V105H86ZM110 104H111V105H110ZM115 104H118V105H116L117 107L114 106ZM135 104H136V103H135ZM205 104H204V105H205ZM210 104H208V105L210 106ZM213 104H214V103H213ZM255 104H256V103H255ZM66 105H67V104H66ZM71 105H72V104H71ZM89 105H91V102H89ZM89 105H88V106H89ZM101 105H102V106H101ZM103 105L107 108V111L109 110V112L106 111V108H104ZM128 105H129V104H128ZM132 105H133V104H132ZM132 105H131V106H132ZM143 105H144V108H143V109H146V110H142V111H141L142 108H139L141 113L138 112V113H137V116H136V117H139V118H136V122H137V125H138V126L135 127V124H136V123L134 124V122H135V121H134L135 118H134V120H133V122H132V123L134 124V125H133V127H134L133 129H132V126H130V123H131V122H129V121H131L132 119L128 121L129 128L132 129V130H130V129L128 128L129 131L131 132V133L129 132L128 134H130L131 136H133V134H134V135H135V138H136V137H137V138L135 139L134 136H133L132 138L135 139V140H136L137 142H139V143H140L141 141H142L141 143L146 142V140H147V142L150 141V140H149V139H150V138H149V135H150L151 133L149 134V133H147V132H144V130L148 129V128H146V127H148V126L150 125V123H149V125H148V123H147L148 126H146V122H145V120L147 119V118H146V117H147L146 114H147V113L151 114V115H148V118H149V116H151V117H152V116L155 117L154 115H152L154 112L151 113V112H152L151 110L157 108V107L154 108V106L149 108L148 104H146V103L143 104ZM143 105H141V106L139 105V107H143ZM145 105L148 106V108H149L148 111H151V112H147V109H148V108H147V106H145ZM154 105H155V104H154ZM157 105H159V104H157ZM200 105H201V104H200ZM227 105H228V102H226L225 100H222V99H219V100H218V108H223V111H225L224 107H226ZM239 105H241V104H239ZM258 105H259V104H258ZM88 106H87V107H88ZM133 106H134V105H133ZM135 106H136V105H135ZM135 106H134V107H135ZM137 106H138V104H137ZM151 106H152V105H151ZM162 106H163V105H162ZM197 106H198V105H197ZM209 106H208V110H209ZM237 106H238V105H237ZM260 106L263 107L264 105H262V103H261ZM54 107H56V106H54ZM87 107H84V109H87ZM90 107H91V106H90ZM98 107H99V108H98ZM100 107H102V109H101ZM126 107L128 108V106H126ZM134 107H131V108H134ZM169 107H170V105H169ZM169 107L166 108L165 106H163L162 109H163V108L166 109L167 111H165V110L163 109V110L165 111V113H169V112H168V109H169V111L171 110V109H170L171 107H170V108H169ZM175 107L177 108L176 105H175ZM194 107H195V105H194ZM194 107H193V108H194ZM203 107H204V106H203ZM206 107H207V106H206ZM239 107H241V106H239ZM242 107H243V108L245 107L244 104H242ZM61 108H63V109H62V112H63V110H64V106L61 105ZM92 108H93V107H91V111L94 109V108H93V109H92ZM131 108H130V109H131ZM160 108H161V107H160ZM172 108H173V107H172ZM178 108H179V107H178ZM193 108H192L191 106H188V111H187V112L185 111V112H186L185 114H186L188 117H193V113H192V109H193ZM196 108H197V107H196ZM199 108H200V107H199ZM245 108H246V107H245ZM263 108H264V107H263ZM263 108H262V109L260 108V110L262 111ZM70 109H71V108L69 107V109H67L66 111L69 110V112H70V111L72 110V109H71V110H70ZM82 109H83V108L80 109V112H81ZM88 109H89V107H88ZM99 109H101V110H103V111L100 110L99 112H101V113H97ZM116 109H117V110H116ZM120 109H121V110H120ZM162 109H158V110H160V114H165V113H163V110H162ZM197 109H198V108H197ZM212 109H213V108H212ZM59 110H60V109H59ZM76 110H77V109H76ZM89 110H90V109H89ZM89 110H88V113H86V114H88V115H87L88 117H89V114H90V111H89ZM126 110H127L126 114L128 113V115L130 114V116H131V113L128 112V111H129V108L126 109ZM131 110H132V109H131ZM133 110H134V109H133ZM136 110H137V108H136ZM136 110H135V111H136ZM158 110H154V111H158ZM198 110H199V109H198ZM202 110H203V108H202ZM206 110H207V109H206ZM241 110H242V109H241ZM119 111H120V112H119ZM135 111H133V115L135 114ZM138 111H139V110H138ZM145 111H146V112H145ZM175 111H176V110H175ZM175 111H172V112H173L172 114H174V116H175ZM180 111H181V110H180ZM193 111H195V110H193ZM200 111H201V110H200ZM213 111H214V110H213ZM229 111L231 112L232 110H229ZM243 111H244V110H243ZM82 112H85V110H83ZM82 112H81V118H82L83 116H84L83 118H85V117H86V114H84V113H82ZM103 112H104L106 115H110V112H113V113H111V115H110L111 118L108 116V117L110 118V119H109V118H107V116L105 117V115H103ZM143 112H144V114L142 115ZM178 112H179V111H178ZM197 112H198V111H197ZM214 112H215V111H214ZM241 112H242V111H241ZM70 113H71V112H70ZM170 113H171V112H170ZM200 113H201V112H200ZM209 113H211V112H209ZM263 113H264V112H263ZM82 114H83V116H82ZM100 114H101L102 116H104V118H102V116H101ZM155 114H156V112H155ZM176 114H177V113H176ZM179 114H180V113H179ZM179 114H178V116H179ZM194 114H195V113H194ZM215 114H216V113H215ZM240 114H241V113H240ZM41 115H43V114H41ZM57 115H58V114H57ZM62 115H63V114H62ZM72 115H73V114L71 113V116H72ZM138 115H139V116H138ZM141 115L144 116V118H143ZM170 115H171V114H170ZM182 115H183V114H182ZM201 115H202V114H201ZM201 115H200V119H201ZM205 115H206V114H205ZM212 115H213V113H212ZM237 115H238V114H237ZM122 116H123L124 118H122ZM145 116H146V117H145ZM161 116H162V115H161ZM164 116H168V114H166V115H164ZM164 116H163V117H164ZM213 116H214V115H213ZM216 116H217V115H216ZM88 117H86L87 119L85 118L86 120H83V121L81 120L82 122H85V123H84V124H85L84 126L87 127V130H86L84 133H82L85 137H89V131H88V130L90 129V128H89V125H90V124L87 125V122H86V121H89V120L91 121V116L89 117V118H90L89 120H88ZM95 117H96V118H95ZM131 117H134V116H131ZM151 117H150V118H151ZM168 117H169V116H168ZM171 117L173 118V115H172ZM229 117H230V116H229ZM261 117H262V120H263L264 114H263V116H262V113H261ZM42 118H43V117H42ZM61 118H62V117H61V114H60V120H61L62 124L68 122V121H67V122L65 121V120L67 119V117H64V115H63V119H61ZM105 118H107L108 120L106 119L107 123L105 122L106 124H103L104 121H105ZM150 118H149V119H150ZM161 118H162V117H161ZM166 118H167V117H166ZM172 118H171V119L169 118L170 121L172 120ZM180 118H181V117H180ZM210 118H211V117H210ZM217 118H219V120L222 121V120H221V117H220L219 114H218V117H217ZM238 118L240 119L239 116H238ZM64 119H65V120H64ZM69 119H70V118H69ZM100 119H101L102 121H100ZM103 119H104V121H103ZM111 119H112L113 122L111 121ZM123 119H125V120H123ZM153 119H154V118H153ZM155 119H156V118H155ZM169 119H166V120H169ZM190 119H191V118H190ZM200 119H199V120H200ZM15 120H16V119H15ZM70 120H71V119H70ZM118 120H117V123H116L115 125H113L112 127H111V125H110V126L108 127V128L111 127L110 129H106L107 131H109V133L106 131V132H107V136H104V132H102L103 128H101V127H100V128H97V127H99V126L95 127V128H97V129L99 130V131H98V130L96 129V130L98 131L99 135H100V136L97 137V141H98V142L100 141L99 139H101V137H103V136H104V137H103L104 139H101V140H103V141H104V140H107V141H108L109 139H111V140H109L110 142L108 141L109 143L106 141V146H105L106 148H109L108 146H109V144L111 145V143H112L111 141L113 140L112 138L114 137V135H116L117 133H119V129L121 130V127L123 126L122 124H120L121 126L117 125V124L119 123ZM120 120H121V121H120ZM163 120H164V118H163ZM188 120H189V119H187L186 121H188ZM194 120H195V119H194ZM209 120H210V119H209ZM212 120H213V119H212ZM57 121H58V120H57ZM57 121H55V122H57ZM63 121H65V122H63ZM157 121H158V119H157ZM173 121H174V120H173ZM192 121H193V120H192ZM205 121H207L206 118H205ZM82 122H81V123H82ZM97 122H98V123H97ZM126 122H127V121H126ZM159 122H161V121H158V122H157L158 125L160 124ZM162 122H163V121H162ZM162 122H161V123H162ZM167 122H168V121H167ZM167 122H165V124H168V126L163 124V127H162L163 129H164V127H168V128H169V125H170V124H169V122H168V123H167ZM181 122H183L182 119H181ZM199 122H200V121H199ZM261 122H262V121H261ZM35 123H36V122H35ZM81 123H80V124H81ZM89 123H90V122H89ZM101 123H102V124H101ZM152 123H153V124L151 125V126H152L151 128H153V129H155V131H157V129H156L157 127L155 126V121H154V122L152 121ZM157 123H156V124H157ZM170 123H171V122H170ZM195 123H196V121H195ZM219 123L221 124V122H219ZM237 123H240V122L237 120ZM237 123H236V124H237ZM80 124H79V125H80ZM173 124H174V123H173ZM173 124H172V125H173ZM228 124H229V123H228ZM241 124H242V122H241ZM262 124H263V122H262ZM15 125H16V124H15ZM79 125H78V126H79ZM86 125H87V126H86ZM93 125H94V126H93ZM177 125H178V124H177ZM189 125H190V124H189ZM200 125H201V124H200ZM206 125H207V124H206ZM221 125H222V124H221ZM226 125H227V124H226ZM229 125H230V124H229ZM246 125H247V124H246ZM64 126H65V125H64ZM78 126H77V127H78ZM84 126L81 127V130H80V131L86 129ZM106 126H105V127H106ZM160 126H161V125H160ZM160 126H158V127H160ZM174 126H175V125H174ZM198 126H199V124H198ZM208 126H210V125H208ZM213 126H214V129H216L215 124H214ZM227 126H228V125H227ZM239 126H240V125H239ZM241 126H243V125H241ZM251 126H252V125H251ZM14 127H15V126H14ZM42 127H43V126H42ZM71 127H72V126H71ZM83 127H84V128H83ZM107 127H106V128H107ZM115 127H116V128H115ZM119 127H120V128H119ZM155 127H156V128H155ZM181 127H182V123H181ZM181 127H180V128H181ZM189 127H190V126H189ZM192 127H193V126H192ZM199 127H200V126H199ZM202 127H203V126H202ZM218 127H220V126L218 125ZM222 127H223V126H222ZM222 127L218 128V131L220 130V131L224 132ZM228 127H230V126H228ZM247 127H248V126H247ZM249 127H250V126H249ZM12 128H13V127H12ZM54 128H57V127L54 126ZM75 128H76V127H73V128H72V131H71V132H72L73 134L76 133V131L74 130ZM82 128H83V129H82ZM151 128H150V126H149V129H151ZM168 128H166V129H168ZM177 128H178V126H177L175 129H177ZM180 128H179V130H180L179 133L181 132V129H180ZM182 128H183V132H181L182 134L180 133V134H181V138H183V137H185V138L189 137V136H188L189 134L187 135V133H188L187 130H186V131L184 130V128H185L184 125H183ZM205 128H206V127H205ZM230 128H231V127H230ZM14 129H15V128H14ZM57 129H58V128H57ZM66 129H67V127H66ZM66 129H65V130H66ZM100 129H101V130H100ZM104 129H105V128H104ZM113 129H114V131H111V130H113ZM116 129H118V132L115 133ZM128 129H126V130H128ZM149 129L146 130V131L149 132ZM166 129H164V130H165V131H164L165 133H166V132H169V129H171V128H169L167 131H166ZM175 129L173 128L172 132H176V133H177V130L175 131ZM193 129H194V127H193ZM207 129H208V128H207ZM210 129L212 130L211 127H210ZM238 129H239V128H238ZM242 129H243V128H242ZM251 129H253V127H252ZM45 130H46V129H45ZM67 130H68V129H67ZM90 130H91V129H90ZM126 130H125V131H126ZM191 130H192V129H191ZM249 130H250V128H249ZM249 130H248V132H249ZM58 131H59V129H58ZM93 131H94L95 133H97V132L95 131V129H94ZM100 131H101V132H100ZM103 131H104V130H103ZM141 131H143V135H144V136L142 135V133H140ZM160 131H161V129H160ZM184 131H185V132H184ZM238 131H239V130H238ZM238 131H237V132H238ZM243 131H244V130H243ZM45 132H46V131H45ZM53 132H54V131H53ZM71 132H70V133H71ZM87 132H88V133H87ZM106 132H105V133H106ZM150 132H151V131H150ZM161 132H163V130H162ZM164 132L161 133L160 135L163 134V136H164ZM192 132H194V131L192 130ZM192 132H191V134H192ZM197 132H199V131H197ZM206 132H207V131H206ZM225 132H226V131H225ZM59 133H60V132H59ZM101 133H102V134H101ZM137 133H138V134H137ZM144 133H145V134H144ZM159 133H160V132L158 131V134H159ZM179 133H178V134H179ZM185 133H186L187 136L185 135ZM246 133H247V132H246ZM251 133H252V132H251ZM6 134H7V133H6ZM6 134H5V135H6ZM10 134H11V133H10ZM73 134H72V135H73ZM82 134L79 135V138H80V137H83ZM92 134H93V133H92ZM108 134H109V137H108ZM125 134H126V133L124 132V134H122V135L124 136ZM146 134H148V135H147L148 137H147V136L145 137ZM173 134H174V133H172V134L170 133V135H171L170 138H171V139H172L173 137L176 138V136L178 135V134H176V136H173ZM193 134L195 135L196 133H193ZM197 134H198V133H197ZM205 134H206V133H205ZM216 134H217V133H215V136H214V135H212V136H213V137H216ZM219 134H220V132H219ZM233 134H234V133H233ZM11 135H12V134H11ZM52 135H53V134H52ZM54 135H55V133H54ZM69 135H70V134H69ZM72 135H70L69 138H71ZM96 135H98V134H96ZM96 135H94V136H96ZM101 135H102V136H101ZM130 135H129V136H130ZM137 135H139V136H137ZM141 135H142V139L139 138ZM155 135L157 136V133H155ZM165 135H166V137L164 136L163 138H166V139H167V133H166ZM198 135H199V136L202 135L201 137H199V136H197V135L195 136L196 138L198 137V139L201 138V141H202L203 138H208V137H206V136L204 137L203 134H198ZM237 135H238V134H237ZM254 135H255V134H254ZM254 135H253V136H254ZM3 136H4V135H3ZM110 136H111V137H110ZM119 136H120V134H119ZM129 136H128V137H129ZM156 136H155V137H156ZM158 136H159V135H158ZM172 136H173V137H172ZM182 136H183V137H182ZM217 136H218V134H217ZM221 136H222V134H221ZM246 136H247V135H246ZM55 137H56V136H55ZM106 137H107V139H106ZM124 137L126 138V136H124ZM144 137H145L146 140L144 139ZM178 137H179V136H178ZM178 137H177V139L179 140L180 137H179V138H178ZM231 137H232V136H231ZM237 137H238V136H237ZM237 137H236V138H237ZM6 138H7V137H6ZM51 138H52V137H51ZM73 138H76V135H75V137L73 136ZM115 138H116V136L114 137V141H115ZM148 138H149V139H148ZM175 138L172 139L173 142H174ZM185 138H183L184 141H185ZM196 138H195V139H196ZM240 138H241V137H240ZM242 138H244V137L242 136ZM247 138H248V137H247ZM251 138H253V137H251ZM254 138H255V136H254ZM254 138H253V139H254ZM10 139H12V138H10ZM71 139H72V138H71ZM71 139H70V140H71ZM91 139H93V141H94V138H93V137H91ZM116 139H117V138H116ZM120 139H122V136H121ZM138 139H139V141H138ZM140 139H141V140H140ZM152 139H153V137H152ZM152 139H151V140H152ZM171 139H170V140H171ZM188 139H191V138H188ZM229 139H230V138H229ZM244 139H245V138H244ZM12 140H13V139H12ZM52 140H53V139H52ZM56 140L58 141V139H56ZM61 140H63L62 143L64 142V143L62 144V146H63V148H64V146H66V141H64L65 139H63V138H62ZM61 140H60V144H61ZM80 140H81V139H80ZM95 140H96V139H95ZM122 140H123V139H122ZM183 140H182V141H183ZM209 140H210V139H209ZM211 140H212V139H211ZM221 140H222V139H221ZM225 140H226V138H225ZM225 140H223V142H224ZM238 140H239V139H238ZM254 140H255V139H254ZM97 141H96V144H98ZM103 141H102V144H101V145L104 147L103 143L105 144V142H103ZM127 141H128V139H127ZM136 141H133V140H132V141H130V143H129L128 145H130V147H132L135 143H137ZM155 141H156V140H155ZM155 141H154V142H155ZM157 141H158V140H157ZM159 141H161L160 137H159ZM159 141H158V142H159ZM162 141H163V140H162ZM166 141H168V140H166ZM197 141H198V140H197ZM204 141H205V140H204ZM236 141H237V140H236ZM236 141H235V142H236ZM245 141H246V139L244 140V142H245ZM0 142H1V141H0ZM52 142H53V141H52ZM116 142H117V141H115V143H116ZM123 142H124V140H123ZM133 142H134V143H133ZM147 142H146V143H143L142 145H141V143H140V146H141V149H142V147H143V145H144V149H143V151L148 153V151H147L148 146H147V145H149V143H147ZM179 142H180V141H179ZM185 142H186V141H185ZM194 142H196V141H194ZM194 142H193V143H194ZM207 142H208V141H207ZM213 142H214V141H213ZM220 142H221V141H220ZM240 142H243V141L240 140ZM244 142H243V143H244ZM246 142H248V139H247ZM253 142H254V141H253ZM55 143H56V142H55ZM91 143H93V142L91 141V142L88 144V146L86 147V149H85V155L88 153L87 150L89 151V148H90V150H92V149H93V150H92L90 153H88V154H89V157H85V158H83V160L85 161V160L89 159V161L91 160V163H92L93 161H94V162L97 161V159H98L97 157H98V156H96V155L99 154V153H96L98 150L96 149V147H94L95 144L93 143V144H94V145H93V144H91ZM131 143H132L133 145H132ZM139 143L136 144L137 146H136L135 149H137V150L134 151V153L137 152L138 150H140V149H139V148H140ZM156 143H157V142H156ZM156 143H155V147H154V148H157V149H155V151H153V153H155V154H153V153H152V154H153L154 156H155L156 154H158V155H157L158 157H159V155H160V157H161L162 160H163L164 158L162 157V155H161V153H160V150L163 149L162 151H165L166 148H167V149L169 148V145H170V144H168V145H167L168 147H166V145H165L163 142H160V143H157V144H156ZM174 143H176V142H174ZM186 143H187V142H186ZM188 143H189V142H188ZM198 143H199V141H198ZM202 143H203V142H202ZM204 143H205V142H204ZM208 143H211V142H208ZM221 143H222V142H221ZM249 143H250V142H249ZM48 144H49V143H48ZM50 144H51V143H50ZM52 144H53V146H54V143H52ZM52 144H51V145H52ZM60 144H59V145H60ZM64 144H65V145H64ZM67 144H69V143H67ZM82 144H83V143L81 142V145H82ZM107 144H108V145H107ZM117 144H118L117 146H119V143H117ZM152 144H153V143H151V145H152ZM158 144H160V147H161V145H162L163 148H160V147L158 146ZM176 144H177V143H176ZM176 144H172V146L174 145V148H175ZM183 144H184V143H183ZM200 144H201V143H200ZM206 144H207V143H206ZM206 144H204V147H206V148L209 147V146H205ZM211 144H212V143H211ZM213 144L215 145L216 143H213ZM218 144H219V143H218ZM223 144H224V143H223ZM237 144H238V142H237ZM240 144H241V143H240ZM44 145H45V144H44ZM56 145H57V144H56ZM69 145H70V144H69ZM90 145H91L92 147H91ZM145 145H146V146H145ZM153 145H154V144H153ZM163 145H164V146H163ZM179 145H180V143H179ZM188 145H189V144H188ZM193 145H194V144H193ZM209 145H210V144H209ZM228 145H230V144H228ZM235 145H236V144H235ZM235 145H234V146H235ZM242 145H243V144H242ZM244 145H245V144H244ZM102 146H101V151L106 150V148L102 150V148H103ZM117 146H116V147H117ZM134 146H135V145H134ZM172 146H170V147H172ZM184 146H185V145H184ZM211 146H212V145H211ZM211 146H210V147H211ZM232 146H233V145H232ZM237 146H238V145H237ZM237 146H236V147H237ZM249 146H250V144H249ZM253 146H254V145H253ZM41 147H42V146H41ZM60 147H61V145H60ZM130 147L128 146L127 149L125 148V149H126L125 151L130 152V151H131V148H130ZM138 147H139V148H138ZM146 147H147V148H146ZM158 147L160 148V150H159ZM186 147H187V146H186ZM190 147H193V148H194V146H190ZM202 147H203V146H202ZM202 147H201V150H202ZM214 147H215V146H214ZM241 147H242V146H241ZM250 147H251V146H250ZM46 148H47V146H46ZM46 148L43 149V154H44V150H46ZM91 148H92V149H91ZM113 148H114V147H113ZM121 148H122V147H121ZM121 148H118V149H121ZM133 148H134V147H132V149H133ZM176 148H177V147H176ZM181 148H183V147H181ZM206 148H204L205 151H206ZM212 148H213V147H212ZM215 148H216V147H215ZM215 148H213V149L216 151L217 149H215ZM229 148H230V147H229ZM232 148H233V147H232ZM49 149H50V148H49ZM49 149H48V151H49ZM55 149H56V148H55ZM59 149H61V148H59ZM95 149H96V152H94ZM178 149H179V148H178ZM233 149H234V148H233ZM243 149H246V148H242L241 151H242ZM40 150H41V149H40ZM51 150H52V149H51ZM63 150H64V149H63ZM78 150H79V149H78ZM114 150H116V149H114ZM145 150H146V151H145ZM157 150H158L159 152H157ZM201 150H199L200 153H201ZM211 150H212V149H211ZM234 150H235V149H234ZM234 150H233V151H234ZM238 150H239V152H240V149H238ZM238 150H237V151H238ZM247 150H248V148H247L245 151H247ZM59 151H60V150H59ZM143 151H140V152L143 153V154H141V156H143V157L139 158V156H138L139 159L136 158V157H134L135 159L133 158V156H137V155L139 154V153H138L139 151L137 152V155H136V153H135L134 155L131 154V155H132L131 157H132L135 161L133 162V160H131V161H132V162H131V168L129 167V168H130V174H132V172L134 173V171H135V173L132 174L131 176L128 175V176H130V179H134V178L136 177V178H137V181H138V180H139L138 178H140V176H139L140 174H137V172H139V173L142 172V170H143L142 168H145V163H146V161H147V162L149 161V160H147V158H145V161H141V160H144L143 158L145 157V154H146V156L148 155L147 153H144ZM151 151H152V148H151ZM171 151H172V150H171ZM182 151H183V149H182ZM186 151H187V149H186ZM220 151L222 152V150H220ZM230 151H232V149H231ZM245 151L243 150V154H242L243 156H244V155H247V153H246ZM40 152H41V151H40ZM78 152H79V151H78ZM86 152H87V153H86ZM93 152H94V153H93ZM103 152H104V151H103ZM117 152H119V151H117ZM188 152H189V151H188ZM208 152H209V150H208V148H207L206 153H208ZM216 152H218V151H216ZM92 153H93V154H92ZM164 153H165V152H162L163 155H164ZM172 153H174V152H172ZM172 153H169V154H172ZM194 153H195V152H194ZM200 153H199V156H201ZM203 153H204V152H203ZM203 153H202V154H203ZM233 153H234V152H233ZM240 153H241V152H240ZM244 153H245V154H244ZM259 153H260V152H259ZM45 154L47 155V153H45ZM45 154H44V155H45ZM91 154H92V156H90ZM102 154H103V153H102ZM117 154H118V153H117ZM126 154H127V152H126ZM152 154H151V156H152ZM181 154H182V153H181ZM218 154H219V155H218ZM218 154L216 153V155H218L217 160H218V158H219V159L222 158V157H219L222 153L220 154V152H218ZM223 154H224V153H223ZM223 154H222V156H223V158H224V155H223ZM249 154H250V153L248 152V155H249ZM252 154H253V153H252ZM93 155H94V157H93ZM183 155H184V154H183ZM193 155H194V154H192V156H193ZM232 155H233V154H232ZM40 156H41V153H40ZM40 156H39L38 158H40ZM48 156H49V155H48ZM99 156H100V155H99ZM148 156H149V155H148ZM151 156H149V157L151 158L150 162H152V161L155 160L154 157H151ZM157 156H156V158H158ZM170 156H171V155H170ZM195 156L198 157V153H197V155H195ZM204 156H205V155L203 154L201 157L204 158ZM209 156H210V154H209ZM227 156H229V155H227ZM252 156H253V155H252ZM41 157H42V156H41ZM92 157H93V158H92ZM131 157H130V154H128V156H127V158H126V159H128V163H129V159H132ZM164 157H165V155H164ZM225 157H226V154H225ZM245 157H246V156H245ZM86 158H87V159H86ZM95 158H96V159H95ZM110 158H111V155H110ZM122 158H123V157H122ZM150 158H148V159H150ZM165 158H166V157H165ZM189 158H190L191 160H194V159H192L191 157H189ZM194 158H195V157H194ZM198 158H200V157H198ZM198 158H195V161H194V162H191V163H194V166H196V168L198 167V168H197L198 170H197L196 168H195V170H197V172H200V170H201L200 168L202 167L201 164H203V166H204V164H205V163H204V162H205L204 160H205V159H204V160L200 159V161H202V162L204 161L203 163H201V162H199V159H198ZM213 158H215V157H213ZM231 158H232V157H231ZM256 158H257V157H256ZM94 159H95V160H94ZM136 159H137V161H136ZM140 159H141V160H140ZM152 159H153V160H152ZM158 159H159V158H158ZM168 159H169V158H168ZM168 159H167V160H168ZM173 159H174V158H173ZM175 159H176V157H175ZM175 159H174V160H175ZM210 159H211V157H210ZM229 159H230V156H229V158L226 159V161L229 160ZM234 159H235V158H234ZM236 159H237V158H236ZM252 159H253V158H252ZM83 160H81V162H82ZM92 160H93V161H92ZM139 160L141 161V163H144V164H143L144 167H141V166H140V161H139ZM156 160H157V159H156ZM160 160H161V159H159V164H157V163H158V160L155 161L156 163L153 162V163H155V166H156L157 168L159 167V165H160L165 159H164L163 161H161V162H160ZM167 160H166V161H167ZM176 160H178V159H176ZM197 160H198V161H197ZM212 160H214V159H212ZM217 160H216V161H217ZM221 160H222V162H223V161L225 162V160L220 159V161H221ZM254 160H255V159H254ZM87 161H88V160H87ZM110 161H111V160H110ZM166 161L163 162V163H164V166H165V162H166ZM206 161H207V163H208V160H206ZM210 161H211V160H210ZM210 161H209V162H210ZM214 161H215V160H214ZM216 161H215V162H216ZM236 161H237V160H234V161L232 160V163H233V162L236 163V166H237L238 164H237ZM81 162H80L78 165H80ZM197 162H198V163H197ZM227 162L229 163L230 160L227 161ZM227 162H226V163H227ZM251 162H252V161H251ZM82 163H83V162H82ZM86 163H87V162H85V164H86ZM102 163H103V162H102ZM111 163H112V161H111ZM111 163H110V164H111ZM126 163H127V161H126ZM199 163H200V165H198ZM217 163H218V161H217ZM219 163H221V162H219ZM240 163H241V162H240ZM252 163H253V162H252ZM252 163H251V165H252ZM255 163L257 164L258 162H255ZM255 163H254V167H255V165H256ZM85 164L83 163V164H81V165H85ZM124 164H125V163H124ZM133 164H134V165H133ZM137 164H138V167H139L140 169H142L141 171L138 170ZM147 164H148V163H147ZM168 164H169V163H168ZM179 164H180V163L178 162L177 165H179ZM181 164H182V163H181ZM181 164H180V166H181ZM183 164H184V163H183ZM214 164H215V163H214ZM224 164H225V163H223V165H224ZM260 164H261V163H260ZM120 165H121V164H120ZM125 165H127V164H125ZM141 165H142V164H141ZM148 165H150V164H148ZM169 165H170V164H169ZM169 165H168V166H169ZM173 165H174L173 167L176 166V165H175V161H174V164H173ZM207 165H208V164H207ZM207 165L205 164V167H203V170H201V172H200L201 174L204 173L203 171H205V173H206V169H204V168H208ZM209 165H210V164H209ZM212 165H213V163H212ZM239 165H240V164H239ZM263 165H264V164H263ZM3 166H4V165H3ZM88 166H89V165H88ZM107 166H108V169H109V168H110L109 165H107ZM110 166H111V165H110ZM133 166H134L135 168H134ZM161 166H163V165L161 164ZM161 166L159 167L160 169H157V170L159 171L158 173L162 172V171H160L161 169L163 170V172L166 170V167H167V166H166V167H163V168H161ZM185 166H187V165H185ZM185 166H183V167H185ZM189 166H190V165H189ZM189 166H188V167H189ZM191 166H193V165H191ZM218 166H219V165H218ZM225 166H226V165H225ZM229 166H230V163H229ZM236 166H235V167H236ZM240 166H241V165H240ZM258 166H259V167H258V170L260 171V167H263V166H262V164H261V165H258ZM83 167H84V166H83ZM94 167H97V164H96L95 166H94V165H93V166L91 165V166L89 167V169L92 168V169H91V171H92ZM121 167H122V166H121ZM121 167L119 166V169H120ZM132 167H133L134 169H133ZM151 167H154V164H151ZM181 167H182V166H181ZM188 167H186L185 169L188 170ZM221 167H222V164H221ZM230 167H231V166H230ZM0 168H1V167H0ZM2 168H3V167H2ZM129 168H128V166H127V169H129ZM164 168H165V169H164ZM168 168H172V165H171V167H168ZM168 168H167V171H168ZM176 168H177V167H175V172L178 171V168H177V169H176ZM216 168H217V167H216ZM223 168H224V167H223ZM226 168H227V166H226ZM240 168H241V167H240ZM248 168H249V167H248ZM86 169L88 170V167H87V166H86ZM94 169H95V168H94ZM127 169H125V170H127ZM135 169H136V170H135ZM150 169L152 170V168H149V170H150ZM154 169H155V168H154ZM172 169L174 170V168H172ZM180 169H182V168H180ZM180 169H179V170H180ZM189 169H190V168H189ZM199 169H200V170H199ZM208 169H210V167H209ZM208 169H207V171H208ZM221 169H222V168H221ZM224 169H225V168H224ZM255 169L257 170V168H255ZM261 169H262V168H261ZM116 170H117V169H116ZM133 170H134V171H133ZM176 170H177V171H176ZM186 170H184L185 173H186ZM190 170H191V169H190ZM213 170H214V169H213ZM218 170H219V169H218ZM227 170H228V169H227ZM230 170H232V169H230ZM234 170H237V168L234 169ZM246 170H247V169H246ZM104 171H105V170H104ZM127 171H128V170H127ZM136 171H137V172H136ZM152 171H153V170H152ZM154 171L157 172L156 169H155ZM169 171H171V169H169ZM169 171H168V172H169ZM211 171H212V169H211ZM224 171H226V170H224ZM261 171H262V173H263V175H264V172H263L264 169H262ZM155 172H153V173H155ZM165 172H166V171H165ZM165 172H164V173H165ZM168 172H167V173H168ZM171 172H172V171H171ZM175 172H174V173H175ZM180 172H181V171H180ZM192 172H194V171H192ZM216 172H218V171H216ZM228 172H229V171H228ZM230 172H231V171H230ZM242 172H244V171H242ZM253 172H255V171H253ZM86 173H87V172H86ZM104 173H105V172H104ZM167 173H166V174H167ZM174 173H173V174H174ZM185 173H184V174H185ZM200 173H199V174H200ZM219 173H220V172H219ZM222 173H223V172H222ZM224 173H225V172H224ZM226 173H227V172H226ZM226 173H225V174H226ZM234 173H235V172H234ZM234 173L232 172V173H230V174H231V175L233 174V175H235V177H236V175H238V174H234ZM246 173H248V171H247ZM257 173L259 174V172H256V174H257ZM262 173H261V174H262ZM92 174H93V172H90L88 175H92ZM111 174H112V173H111ZM117 174H118V173H117ZM149 174H150V173H149ZM161 174H162V177H164L163 180H162V178H160V177H161V176H160ZM161 174L159 175V174L156 173V176L158 175L159 179H161V180H159V181H160L161 184H162L163 181H164V179L166 178V176L169 175V173H168V175H166V176H165V174H163V173H161ZM175 174H176V173H175ZM175 174L172 175V176H174V178L170 175V177L173 178L172 181H171V178H170V177H167V178H170V181L173 182L174 179H175V177H178L177 174H176V175H175ZM181 174H182V173H181ZM181 174H179V175H181ZM192 174H194V173H192ZM192 174H191V175H192ZM195 174H196V173H195ZM195 174H194V175H195ZM209 174H210V173H209ZM240 174H241V173H240ZM254 174H255V173H254ZM256 174H255V175H256ZM103 175H104V174H103ZM113 175H114V173H113ZM135 175H136V176H135ZM137 175H138L139 177H138ZM150 175H151V174H150ZM152 175H153V174H152ZM152 175H151V176H152ZM205 175H206V174H205ZM213 175H214V174H213ZM213 175H212V176H213ZM233 175H232V177L235 178ZM248 175H250V174L248 173ZM248 175L246 174V176H248ZM100 176H101V175H100ZM100 176L98 175L97 177L100 178ZM122 176H123V175H122ZM125 176H126V175H125ZM156 176H155V177H156ZM187 176H188V175H187ZM187 176H186V177H187ZM206 176H207V175H206ZM206 176H205V177H206ZM208 176H209V175H208ZM239 176H240V175H239ZM239 176H237V177L234 179V181H236V183L239 182V180H238V177H239ZM243 176H244V175H243ZM246 176H245V177H246ZM256 176H257V175H256ZM97 177H96V178H97ZM126 177H127V176H126ZM126 177H125V178H126ZM132 177H133V178H132ZM158 177H156V178H158ZM180 177H181V179H183V178H182V175H181ZM188 177H189V176H188ZM197 177H198V176H197ZM199 177H200L199 179H202V178H203V177H201V176H199ZM241 177H242V176H241ZM103 178H104V177H103ZM136 178H135V179H136ZM213 178H215V176H214ZM256 178H257V177H256ZM7 179H8V178H7ZM86 179H88V178H86ZM90 179H92V178H90ZM116 179H118V177H117ZM116 179L114 180V183H116V182H115ZM130 179H129V178L126 179V182L129 181V182H127V188H128V186L132 185V184H133L132 182H134V180H135V179H134V180H131V182H130ZM151 179H152V177H151ZM176 179H177V178H176ZM184 179H186V178H184ZM189 179H190V178H189ZM191 179H192V178H191ZM193 179H196V180H197L198 178L195 177V178H193ZM210 179H212V178H210ZM216 179H217V178H216ZM219 179H221V178H219ZM236 179H237V180H236ZM239 179H240V178H239ZM263 179H264V178H263ZM97 180H98V178H97ZM107 180H108V179H107ZM153 180H154V178H153ZM165 180H167V179H165ZM177 180H178V179H177ZM205 180L207 181V177H206ZM217 180H218V179H217ZM226 180H227V179H226ZM245 180H246V179H245ZM247 180H248V179H247ZM254 180H255V179H254ZM93 181H94V180H93ZM103 181L105 182V180H103ZM109 181H110V180H109ZM135 181H136V180H135ZM137 181H136V183H138ZM159 181L157 180V182H155L154 185L151 184V185L154 186L155 189L152 188V187H150L151 185H148L147 182H146L145 187L147 188V186H148L149 189L152 188V189L156 190V189L159 187V185H158V187L156 186L157 183L160 184ZM181 181H184V180H181ZM186 181H188V180L186 179ZM189 181H190V180H189ZM189 181H188V182H189ZM202 181H203V180H202ZM206 181H205V182H206ZM208 181H210V180H208ZM208 181H207V182H208ZM221 181H222V180H220V181H218V182H221ZM252 181H253V180H252ZM263 181H264V180H263ZM167 182H168V183H171V182H169V181H167ZM177 182H178V184H179L180 181L178 180ZM177 182L174 181V185H175V183L177 184ZM184 182H185V181H184ZM192 182H193V181H192ZM195 182H197V181H195ZM199 182H200V181H199ZM211 182H212V181H211ZM228 182H229L228 185H230L231 182H230L229 180H228ZM248 182H249V180H248ZM255 182H256V181H255ZM3 183H4V182H3ZM9 183H11V181H10ZM92 183H93V182H92ZM101 183H102V182H101ZM107 183H109V182H107ZM107 183H106V184H107ZM124 183H125V182H124ZM124 183L121 184L123 187H124V185H126V183H125V184H124ZM128 183H132V184H129V185H128ZM152 183H154V181H152ZM168 183H166V186H167V187H166V186H163V187H160L161 189L158 188V189H159V192H158V193H156V192L154 191V192L157 194V196H155V193H154L152 190H149V191H151V192L148 191L149 194H148V193H147V194L145 193V196L147 195L146 197H144V194H143V195H142L143 197H142V196L140 197L141 200H139V196L141 195V193H140V192H141V188H139L140 191L137 190V193H135V195H134V196L136 197V195H138V193H140V194L136 197V198H138L139 203H138V201H136V199H135L134 196H133L134 199L131 197L132 200H131V198L129 197L130 202H128V204H129V203H130V204H129V206L127 207L126 212H125L126 217H127V215H129V213H130V214L132 213L131 211L134 210L133 207H134L135 205H139L141 202H143L141 205L144 207L143 204L146 202V200H148V203H145V206H146L147 208H149V209H152V210H151L152 213H151L147 208H145V207L143 208L142 206L139 205V206H136V207H138V208L141 207V210L139 209V211H142V210H143V211H142V212H143V215L141 214L142 212H139V213H138L137 209H135L137 212H136V211H133V213H132L133 215L136 214V213H138V214H136L135 217H134L132 214L129 215V218H130L131 221H132L134 218L137 219V220L134 219V220H136V222H137V223L134 224V226L136 227V225H137V227H136V228H135V227L132 228L131 226L133 225L134 221H133V223H132L131 221L128 220V218H126L127 221L131 222L132 224H129V222H127L126 219H125V221L123 222V223L126 222L124 225H126V224L128 225V224H129L128 227L131 225L129 228H132L133 230H136V231L134 232V231H131V230L129 229V231H131V232L127 235L128 237H129L130 234H131V236L133 235L132 232H134V235H135L138 229H139V231H138L137 233L141 232L140 230H142V232H144V235L141 234V233H139L140 235H143L142 237H140V235L137 237V238L140 237V239H139L140 241H141V238H142V240H144V242H143V241L140 242L137 238L134 239V242H133V241H129V244L127 243L128 240L126 241V244H125V245L128 246V247H127V249H123V250H121V257L123 256V259H120V258H119L120 261L123 260L124 264H134V263H135V264H142V263H141V260H140V256L143 255V254H145V253L142 251V249L144 250L145 248H143L142 246H144L146 242H148V243H146V244H150V243H152V245H153L154 247L157 246L156 244H158V243L155 244V242H152V239L155 237L154 235H155L156 233L154 234V233H152V232H155V231H150V230H151V228H154V230H156V229H155V226L158 225L159 222H157L158 220L156 219L157 221L155 220V222H157V223H155V222L153 223V221H154L153 219H154L155 216L161 211V210H159L160 207H161V209H162V207L164 206V207H163V210H165V209L170 205V208L168 207L167 209H169V210L171 211V210H174V209H171V208L174 206V204H176V205H175V208H177V206H178V207H181V208L179 209V212H178V213H179L180 215L183 214L182 211H180V210L184 209L185 207L183 208L182 205H181V206L177 205V203H175L174 200H173V199H174V195L171 196L172 194L176 193V192H174V191H177V193H178V190H179V189H178V188L176 189V185H175V188L173 187V189H176V190H174V191H170V192L167 190L169 193L174 192V193H172L171 195L168 193V194L170 195V196L168 195L169 202L166 203V200L168 201V199L161 198L163 195H165V194L167 195V193H165L166 191H165V188H164V187H166L167 189L170 190V186H168V185H169ZM193 183H194V182H193ZM200 183H201V182H200ZM213 183H214V182H213ZM222 183H223V182H221V183L219 184V186H220ZM242 183H243V182H242ZM242 183H241V184H242ZM89 184H90V182H89ZM103 184H104V183H103ZM103 184H101V187H103V188H101V190L104 189ZM142 184H144V182H143ZM161 184H160V185H161ZM178 184H177V187H179ZM191 184H192V183H191ZM201 184H202V183H201ZM205 184H207L206 186H207L208 190L210 189L209 192H211V190H212V191L214 190V189H211L212 187L209 188V185H211L210 182L205 183ZM244 184H245V183H244ZM251 184H252V183L250 182V185H251ZM259 184H260V182H259ZM262 184H263L262 186H264V183H262ZM109 185H110V183H109ZM113 185H114V184H113ZM163 185H165V181H164ZM170 185H171V184H170ZM174 185L172 184V186H174ZM185 185H187V187H188V186L190 187V185L187 184L186 182H185ZM185 185H183V184L180 185V187H181V188L179 187L180 190H181L182 188L185 189V190H186V189H190V188H187V187L184 188ZM192 185H193V184H192ZM194 185L196 186L197 184H194ZM202 185H203V184H202ZM214 185H217V183L214 184ZM223 185H224V184H223ZM245 185L247 186V184H245ZM11 186H12V185H11ZM90 186H92V185L90 184ZM90 186H89V187H90ZM93 186H94V184H93ZM95 186H96V185H95ZM106 186H108V185H106ZM122 186H121V188H122ZM136 186H137V184H136ZM198 186H199V185H197V186L195 187L197 191H198L197 188H199ZM203 186H205V185H203ZM221 186H222V185H221ZM234 186L236 187L237 185L235 184ZM248 186H249V185H248ZM109 187H110V186H109ZM140 187L143 188V185L140 186ZM226 187H228V186H226ZM254 187H255V186H254ZM9 188H10V186H9ZM107 188H108V187H107ZM112 188H113V187H112ZM116 188H117V187H116ZM146 188H144L145 191H146ZM162 188H164V189H162ZM191 188H192V187H191ZM201 188H202V187H201ZM220 188L222 189V187H220ZM224 188H225V187H224ZM237 188H238V187H237ZM245 188H246V187H245ZM256 188H257V187H256ZM108 189H109V188H108ZM108 189H107V191H109ZM173 189H171V190H173ZM221 189H220V190H221ZM225 189H226V188H225ZM227 189H229V187H228ZM235 189H236V188H235ZM238 189H241V188H238ZM263 189H264V187H263ZM92 190H93V189H92ZM92 190H90V191L92 192ZM110 190H111V188H110ZM113 190H116V189L114 188ZM132 190H134V187H133ZM162 190L165 191L164 194L162 193V192H163ZM180 190H179V192L181 193ZM185 190H184V192H185ZM191 190H194V188L191 189ZM205 190H206V189H205ZM229 190H230V191H228V193L231 192V189H229ZM257 190H258V189H257ZM96 191H97V190H96V188H95V190H93V192L96 194ZM102 191L105 192V189L102 190ZM102 191H101V192H102ZM116 191H118V190H116ZM123 191H124V190H123ZM160 191H162L161 193H162L163 195H161ZM187 191L189 192L190 190H187ZM200 191H202V189H201ZM206 191H207V190H206ZM232 191H233V190H232ZM239 191H240L241 193H238ZM242 191L244 192V189H243V190L241 189V190H238V191L236 190L235 192H237V193H238V196H239V194H242V193H243ZM261 191H262V190H261ZM97 192H98V191H97ZM112 192H113V191H112ZM120 192H121V191H119L118 193H120ZM219 192H220V191H217V193H219ZM222 192H223V191L221 190L220 193L222 194ZM105 193H106V192H105ZM105 193H104V194H105ZM142 193H143V192H142ZM153 193H154V194H153ZM177 193H176V194H177ZM180 193H179V194H180ZM194 193H195V192H194ZM206 193H207V192H206ZM220 193L218 194L220 198L226 195V194H222L223 196H221ZM224 193H225V191H224ZM244 193H245V194H244ZM244 193H243V195H246V196L248 195L247 197H250V196H249V193H247L246 191H245ZM246 193H247V194H246ZM259 193H260V192H259ZM111 194H112V193H111ZM150 194H151V195H150ZM152 194L154 195L155 198L158 197V196H159V197H158L157 199L154 198V200H155V201H154V200H152L153 198L151 199ZM158 194H159V195H158ZM186 194H190V196H189V195H185V193H183V191H182V194H180L179 196L181 197V196L184 195L182 201L184 200V201H185V204L188 203V201H186V200H187L189 197L191 198V199H188V200H189V203H190V205H189V203H188V205H189V206H188V210H189V211H187V206H186L185 211H183V212H184V214H187V215H185L186 218H188V219L191 218L190 220H191L192 223H190V221H188L189 224H188V222L183 223L181 219H180V220H179V219H178V220H175V217H176V216H177L176 218H178V217L181 218L184 214H183L182 216H180V215L177 214V215H175V216H172V217H173V218H172L171 216L168 217L169 213H171V212H170L169 210H168L169 213H167V211H165L164 213H165V214H168V215H167V216H166V215H163L164 213H163L162 215L168 217V218L170 219V221L168 222L169 219L167 220V218L165 219V217H164L163 219H165V220H167V221L164 220V221H165V222H164L163 219H162V222H160V224H162L163 226L160 225L161 228H160V226L157 227V228H160V229H161V230L159 229V230H160V231H159L160 236H159V234H157L158 237H159V238H158V237H157V238H158V241H161V239L164 238V237H167V238L169 237V238H170V236H168V233H169V231H171L172 233H169V235L173 234V232H174V234L177 233V234H176V237H177V238L174 237L175 239L172 238L171 240H177V241H180V242H181L182 239H183V237H182V231H183V233H184V232H187V231H186V228H187V230H189L188 228L190 227V228H192L191 230H193L192 233L195 232V233H194V234H195V237H193L194 235L192 236V234L190 233L191 230H189V234H191V238H190L191 241L188 242V241H189V240H188L189 238H188V239L186 238V236L189 237V234H188V235L186 234V236H185V234H184V237H185L184 239H185L187 242H185V240H184V241H183V244H185V243H188V244L191 243V245H192V244L194 243V244H195V246H194L195 249H197L196 246H198L199 248H201V249L198 248L200 251H201L202 249L205 250V251L201 253L200 251H198V249L195 250L191 245H189V246H191V247H189V246H186V244H185V245L180 244V248H178L179 246H176L174 242H173V243H174V245H173V244H171L172 241H170V239L165 238V239H163L164 241L162 240V242H160V244H163V243H165L167 240H169V241H167V242L165 243L166 245H165V244L161 245V248L163 247L164 253H161V252H163V251H162L161 248L159 247L160 244L157 246V247H159L158 249L154 248L153 246H152V247H153L155 250H158V251L160 250L159 252H158V251L156 252V253H161V254H162V255H161V254H158V255H161V257L159 256V259H162V257H164V259H166V260H167L168 258H169V259L167 260V262H166V261L164 262V260H163V263H159L160 260L158 259L157 254H156V258L159 260V262H157V261L154 262V261H152V260H154V256H155V254H154L155 252H154V251H155V250H153L154 253L152 252V250H149V252H150V253L152 252L151 254L154 255V256H153V259H151V257H150L151 261L149 260V261H150L149 263L152 264V262H153L154 264H158V263H159V264H164V263H165V264H168L169 261L172 260V263L177 264V263H175V262L173 261L174 258L177 259V257L180 256V255H177V253H178V254H179V253H180V254H183V255H181V257H184V255H185V258H183L184 260H185L186 257H187V256H186L187 253H186V251L184 252V248H185V250H187V249L190 248V251L193 252V253L189 252V253H191L193 256L190 255L189 253H188V254H189V256H190L192 262L194 261L193 263H195V264H203V263H202V262H204L203 259H205L206 262L209 261V262H207V263H210V260H211V258H212V260L214 259L212 262L215 261L214 264H218V263H217L218 260H221V259H219V258L222 257V256H220V257L218 256V257H219L218 260H217V261L215 260L216 257H214V256H215V255H214V254H215L214 252H217V251H215V249L213 248V247H215V246H213V244L216 243V242L213 243V242H214L213 239H215V238H212V240H211V238H210L209 236L212 237V234H210V233L208 234V233H207L208 230L206 229L205 224H204V226H203V223H204V222H203L202 219H203V216H204L205 214H207L206 211L204 212L205 214L202 212V213L204 214V215H203L201 212H199V210L195 209V210H196V213H197V211H198L200 215H199V214H195V215H194V210L192 209V207H193V205L195 206L196 203H193V205H191V203L195 201L194 199H193L194 201L192 200V197H193L194 195H193V193H192L191 191H190L189 193H186ZM195 194H196V193H195ZM199 194H201V193L199 192ZM202 194H204V193H202ZM105 195H106V194H105ZM112 195H113V194H112ZM112 195H111V196H112ZM114 195L116 196V193H114ZM117 195H119V194H117ZM166 195H165V196H166ZM192 195H193V196H192ZM204 195H205V194H204ZM206 195H207V194H206ZM211 195H212V193H211ZM211 195H210V196H211ZM235 195H236V193H235ZM243 195H242V196H243ZM256 195H257V194H256ZM260 195H261V194H259V196H260ZM9 196L11 197V195H9ZM148 196H149L150 198H149ZM160 196H161V197H160ZM175 196H176V195H175ZM188 196H189V197H188ZM215 196H216V194H215ZM229 196H230V195H228V198H229ZM238 196L236 195V197H238ZM242 196H239L238 199H240V197H242ZM246 196H245V197H246ZM253 196H254V195H253ZM7 197H8V196H7ZM91 197H92V198H95L94 195L91 196ZM112 197H113V196H112ZM169 197H170L171 199H172V197H173V199L171 200ZM186 197H188V198L186 199ZM194 197H195V196H194ZM194 197H193V198H194ZM201 197H202V196H201ZM245 197L243 196L242 199H244ZM247 197H246L245 199H247ZM261 197H262V196H261ZM2 198H3V197H2ZM97 198H98V196L96 197V199H97ZM117 198H118V197H116V199H117ZM143 198H144V199H143ZM145 198H146V199H145ZM160 198H161V199H160ZM176 198H177V196H176ZM176 198H175V199H176ZM181 198H182V197H181ZM196 198H197V196H196ZM198 198H199V196H198ZM198 198H197V199H198ZM225 198H226V197H225ZM231 198H232V197H231ZM250 198H251V197H250ZM250 198L247 199V201H248V200L251 201L252 198H251V199H250ZM263 198H264V197H263ZM105 199L107 200V198H105ZM105 199H104V200H105ZM114 199H115V197H114L112 200L114 201ZM116 199H115V201H116ZM149 199L152 200L153 203H152V201L149 202V201H150ZM163 199H164L165 201H164ZM185 199H186V200H185ZM206 199H207V198H206ZM235 199H236V198H235ZM238 199H236V200H237L236 202H239V201H240V200L238 201ZM242 199H241V200H242ZM245 199H244V200H245ZM100 200H101V198H100ZM134 200H135V202H134ZM142 200H144L145 202L142 201ZM156 200L158 201V203H157ZM160 200H161V201H160ZM162 200H163V201H162ZM170 200H171V201H170ZM191 200H192V201H191ZM209 200H210V199H209ZM213 200H214V199H213ZM218 200H219V199H218ZM218 200L216 199V201H218ZM232 200H233V199H229V201L234 202V201H232ZM244 200H243V201H244ZM257 200H258V199H257ZM260 200H261V199H260ZM262 200H263V199H262ZM91 201H92V200H91ZM91 201H90V202H91ZM115 201H114V206L116 205L117 207H119V206H118V203H115ZM117 201H118V200H117ZM131 201L134 202V206L132 205L133 203H132ZM184 201H183V202H184ZM190 201H191V202H190ZM199 201H200V200H199ZM221 201H222V200H221ZM221 201H220V202H221ZM223 201H224V200H223ZM247 201H246V202H247ZM252 201H253V200H252ZM98 202H99V201H97V203H98ZM101 202H102V200H101ZM122 202H124V199H123ZM159 202H162V203H160V205H159ZM164 202H165V204H164ZM173 202H174V203H173ZM176 202H178V199L176 200ZM179 202H180V201H179ZM179 202H178V203H179ZM183 202H180L179 204H182ZM202 202H203V201H202ZM214 202H215V201H214ZM214 202H213V203H214ZM227 202H228V201H227ZM231 202H230V203H231ZM240 202H241V201H240ZM246 202H245V203H246ZM253 202H254V201H253ZM253 202H250V204H249L248 207H250L251 205H254ZM9 203H10V202H9ZM11 203H12V202H11ZM111 203H112V201H111ZM150 203H151V204H150ZM154 203H157L160 207H157L158 205L155 204V206H156L157 208L154 209L155 206H152V204H154ZM169 203H171L173 206H172L171 204H169ZM206 203H207V202H206ZM208 203H210V202L208 201ZM208 203H207V206H206V207H207V208H206L207 211H209V209H208ZM223 203H224V202H223ZM225 203H226V201H225ZM243 203H244V202H243ZM245 203H244V204H245ZM248 203H249V201H248ZM248 203L245 204V205H248ZM6 204H8V203L6 202ZM95 204H96V203H95ZM146 204H147V205H146ZM161 204H164V205L161 206ZM185 204H183V205H185ZM217 204H218V203H217ZM228 204H229V202H228ZM228 204H227L226 206H225L224 204H223V205H224L225 208H226L227 206L231 205V204H229V205H228ZM232 204H233V203H232ZM241 204H242V202L240 203V205H241ZM244 204H242V205L245 206ZM49 205H50V204H49ZM104 205H106V202H104V204H103L102 206H104ZM111 205H112V204H111ZM122 205H124V204L122 203ZM165 205H166L167 207H166ZM223 205L221 204V206H220V208L222 207L221 209H223V207H224ZM236 205H237V204H236ZM255 205H256V204H255ZM255 205H254V206H255ZM259 205L261 206L262 204L260 203ZM106 206H107V205H106ZM106 206H104V207H106ZM112 206H113V205H112ZM112 206H111V207H112ZM114 206H113L112 208H114V210H115V207H114ZM130 206H132V207H131L132 210L130 209ZM148 206H149V207H148ZM150 206L153 207V208H151ZM190 206H191V207H190ZM232 206H234V207H232ZM232 206H229L230 209H232V214H234V213L236 212L234 215H236V214L239 215V214L242 212V211L240 212V210H241V208L243 209V207H241V206H239V205H237V206H238V207H241L240 210H238L237 208L235 209V207H237V206H235V202H234V204H233ZM263 206H264V204H263ZM104 207H102L103 209L101 208V210H99V211L103 212ZM136 207H135V208H136ZM252 207H253V206H251L250 209H251ZM8 208H9V207H8ZM8 208H7V209H8ZM67 208H68V207H67ZM112 208H111V209H112ZM122 208H124V206H123ZM158 208H159V209H158ZM189 208L191 209V212L193 211L192 215H194V216L199 215V217L202 216V217H201V222H202V224H200V225H202V226H201L200 228L203 227V229H205L206 231L203 230V229L200 230L199 226H197L199 223H198V224L194 223V224L197 226V229L199 228V230H200L201 232H202V230H203V232H204L203 234H204L205 237H208V238H210L211 241H213V242H212L213 244H211V242L208 243L210 240L207 239L206 242H207V244H208L210 247H209L207 244H205V243H206V242H205L206 239H205V240L203 239V235H201L202 239H201V238L199 239L200 242L198 241L197 238L200 237V235H199V233H198V235H196V234H197L196 232H197V231L200 232V231L197 230V229H196L197 231H194L195 228H196V226H190V225H192L193 222H195L196 219L199 218V217L195 218V219H194L195 221H193L192 219L194 218V216L189 215V214L191 213ZM195 208H196V207H195ZM216 208H217V207H216ZM216 208H215L214 210H217ZM225 208H224V210L228 212V208H227V209H225ZM245 208L247 209V206L244 207V209H243V213L240 214L241 217H242L241 219L245 218L244 216H242V214L244 215V214H246V212H247V217H250V216L252 217V215L257 211V210H256V211L254 212V210L257 209L256 207H255L254 210L251 209L252 212H251V210H249V208H248L247 210H249L250 213L252 214V215H250V213H249L248 211H246ZM7 209H6V210H7ZM49 209H50V208H49ZM108 209H110V207H108ZM144 209H147V212L149 211L151 214L146 213V214H148V215H147V216L144 215V214H145L144 212H146V211H144ZM167 209H166V210H167ZM218 209H219V206H218ZM233 209L235 210V212H233V211H234ZM9 210H10V209H9ZM93 210H94V209H93ZM118 210H120V209L118 208ZM118 210H117V211H118ZM127 210H128V211H127ZM130 210H131V211H130ZM154 210H155V212L157 211V214H155V216L153 215V214H154ZM158 210H159V211H158ZM210 210H211V209H210ZM212 210H213V209H212ZM214 210H213V211H214ZM219 210H220V209H219ZM236 210L239 211V214L237 213ZM14 211H16V210H14ZM129 211H130V212H129ZM174 211H175L174 214H176V211H178V210L175 209ZM186 211H187V212H186ZM7 212H8V211H7ZM93 212H94V211H93ZM93 212H91V214H92ZM108 212H109V211H108ZM214 212H215V211H214ZM217 212H218V210H217ZM259 212H260V211H259ZM259 212H258V214L260 215ZM9 213H11V211H10ZM53 213H54V212H53ZM94 213H95V212H94ZM113 213H114V212H113ZM161 213H162V211H161ZM161 213L159 214L160 216L157 215L158 218H159V217H160V218L162 217V216H161ZM172 213H173V211H172ZM172 213H171V214H172ZM209 213H211V212L209 211ZM209 213H208V214H209ZM219 213H220V211H219ZM230 213H231V210H230ZM248 213H249V214H248ZM256 213H257V212H256ZM6 214H7V213H6ZM13 214H14V213H13ZM16 214H17V212H16ZM95 214H96V213H95ZM103 214H105V213H103ZM118 214H119V211H118ZM125 214L123 215L124 217L122 216V217H123L122 220L125 218ZM140 214H141V217H143V218L139 217ZM171 214H170V215H171ZM211 214H212V213H211ZM105 215L107 216V214H105ZM105 215H103V218H105V217H104ZM172 215H173V214H172ZM188 215H189V216H188ZM209 215H210V214H209ZM215 215H216V214H215ZM240 215H239V217H240ZM10 216H11V215L9 214V217H10ZM17 216H18V215H17ZM93 216H94V215H93ZM112 216H113V214L111 215V217H112ZM131 216H132L133 218H132ZM144 216H145V217H144ZM150 216H152V217L150 218ZM190 216H191V217H190ZM211 216L213 217V214L209 216V218H211V219H209L208 222H209V223L212 222V224H210V225H211L210 227H211V229H212V228L214 227L213 225L217 224L218 220H215V217L212 218ZM255 216H256V215H255ZM257 216H258V215H257ZM257 216H256V217H257ZM14 217H15V216H14ZM95 217H96V216H95ZM100 217H101V216L99 215V218H100ZM116 217H118V216H116ZM138 217H139V218H138ZM170 217H171L172 219H171ZM185 217L183 216L182 219L185 218ZM236 217H237V216H236ZM239 217H237V218H239ZM251 217H250V218H251ZM253 217H254V216H253ZM256 217H255V218H256ZM1 218H3V217H1ZM92 218H94V217H90V219H92ZM131 218H132V219H131ZM140 218H141V219H140ZM147 218H150V219L153 218V219H152V221H151V220H149V219H147ZM204 218H205V217H204ZM223 218H224V216H223ZM227 218H228V217H227ZM227 218H224V219H227ZM263 218H264V217H263ZM12 219H13V218H12ZM63 219H64V218H63ZM142 219L145 221V222L143 221V224H142V225L147 224V222H146L147 220H148L149 222L151 221L150 223L148 222V224L152 225V227H151L150 225H148V226H147V225L144 226V228H145V227H151L150 230H149L148 228H145V229H146V231H145V229L143 228V226H141V225L138 224V221H139V222L141 221V223H142ZM145 219H147V220H145ZM206 219H207V218H206ZM212 219H213L214 221H213ZM216 219H217V217H216ZM224 219H223V220H224ZM245 219H247V218H245ZM245 219H244L245 223H243V220H242V221H237L236 223L239 222V224L242 223L243 225H244V224H247L249 220L247 219L248 221L246 222ZM252 219H254V218H252ZM7 220H8V218H7ZM95 220H96V219H94L93 222H94ZM110 220H111V219H110ZM174 220H175V222L173 223L172 221H174ZM183 220H184V219H183ZM197 220H198V219H197ZM232 220H234V219H232ZM236 220H238V219H236ZM256 220H257V219H256ZM258 220H259V219H258ZM258 220H257V221H258ZM260 220H261V217H260ZM12 221H13V220H12ZM62 221H63V220H62ZM116 221L118 222V219H115V222H116ZM160 221H161V219H160ZM176 221H177V222L180 221V222H182V223H177ZM186 221H187V220H186ZM205 221H207V220H205ZM215 221H216V222H215ZM226 221H228V220H226ZM262 221H263V219H262L261 222H259V223H262ZM9 222H10V221H9ZM9 222H7V223H9ZM18 222H19V221H18ZM100 222H101V221H100ZM100 222H98V223H100ZM167 222H168L169 224H171V225H169ZM170 222H171V223H170ZM184 222H185V220H184ZM196 222H199V220L196 221ZM201 222H200V223H201ZM208 222H207V224H208ZM213 222H214V223H213ZM222 222H223V221H222ZM222 222H221V224H222ZM232 222H233V221H232ZM240 222H241V223H240ZM91 223H92V222H91ZM94 223H96V222H94ZM109 223H110V222H109ZM109 223H107V227H108V224H109ZM144 223H145V224H144ZM151 223H152V224H151ZM163 223H165V225H164ZM166 223L169 225V228H171V229H169V228H168L169 230H168V229H165L166 227H168V226H166ZM175 223H177V224H181V225L184 224L185 226L183 225L184 227L182 226V228H183V229H182V228H180L181 225L176 226ZM226 223H227V222H226ZM233 223H234V222H233ZM250 223H251V220H250ZM16 224H17V223H16ZM153 224H155V225H153ZM173 224H174L176 227H178V228H176L175 226H174V227H171V226H173ZM187 224H188L189 226H187ZM218 224H219V223H218ZM223 224H225V222H224ZM234 224H235V223H234ZM252 224H253V222H252ZM256 224H257V223H256ZM256 224H255V225H256ZM208 225H209V224H208ZM225 225L228 226V227H230V226L227 225V224H225ZM225 225H224V226H225ZM237 225H238V224H237ZM243 225H242V227H243ZM253 225H254V224H253ZM258 225H259V224H258ZM258 225H257V226H258ZM8 226H9V225H8ZM21 226H22V224H21ZM117 226H118V225H117ZM140 226H141V227H140ZM186 226H187V227H186ZM221 226H222V225H221ZM233 226H234V225L232 224L231 227H233ZM240 226H241V225H240ZM260 226L263 228V227H264V224H263V225H260ZM11 227H12V225H11ZM14 227H16V226L14 225ZM85 227H86V226H85ZM87 227H88V225H87ZM98 227H100V226H98ZM107 227H106V228H107ZM113 227H114V225H113ZM126 227H127V226H125V228H126ZM139 227H140V228H139ZM194 227H195V228H194ZM208 227H209V226H208ZM210 227H209V230H211ZM236 227H238V226L235 225V228H236ZM242 227H241V228H242ZM248 227H249V226H248ZM251 227H253V226H251ZM251 227H250V228H251ZM2 228H3V227H2ZM9 228H10V227H9ZM9 228H8V229H9ZM62 228H63V227H62ZM80 228H81V227H80ZM96 228H97V227H96ZM96 228H95V229H96ZM114 228L116 229V227H114ZM134 228H135V229H134ZM163 228H164L166 231H163V230H162ZM174 228H176L177 230L179 229L178 232H177V230L174 229ZM184 228H185V229H184ZM214 228H218V225L215 226ZM214 228H213V229H214ZM219 228H220V227H219ZM219 228H218V229H219ZM222 228H223V227H222ZM222 228H220V229L222 230ZM250 228H249V229H250ZM262 228H261V230H262ZM11 229H12V228H11ZM97 229H98V228H97ZM97 229H96V230H97ZM101 229H102V228H101ZM107 229H108V228H107ZM126 229H127V228H126ZM126 229H124V230L127 231V232H129L128 229H127V230H126ZM147 229H148V231H150L151 233H147V232H148ZM173 229H174V231H172ZM213 229H212V230H213ZM254 229H255V228H254ZM79 230H80V229H79ZM84 230H85V229H84ZM93 230H94V229H93ZM96 230L94 231L95 233H96ZM116 230H117V229H116ZM124 230H123V231H124ZM143 230H144V231H143ZM175 230H176V231H175ZM181 230H182V231H181ZM214 230H215V229H214ZM226 230H227V229H226ZM226 230H222V231L224 232V231H226ZM229 230H230V229H229ZM231 230H232V228H231ZM231 230H230V231H231ZM236 230H237V229H236ZM251 230L254 231L253 229H250V231H251ZM261 230L259 229V231H261ZM105 231H106V230H105ZM105 231H104V232H105ZM114 231H115V230H114ZM114 231H111L110 233H112V232H114ZM125 231H124V232H125ZM156 231H158V230H156ZM180 231H181V234H180ZM216 231H217V230H216ZM232 231H234V230H232ZM252 231H251V233H252ZM255 231H256V230H255ZM255 231H254V232H255ZM263 231H264V230H263ZM263 231H262V233H263ZM1 232H2V231H1ZM6 232L8 233V231H6ZM94 232H93L92 235L95 234ZM100 232H101V231H100ZM106 232H107V231H106ZM161 232H162V233H161ZM163 232H164V234H167V235H165V236L163 235V236H162ZM201 232H200V234H201ZM205 232H206L209 236H207V235L205 234ZM209 232H210V231H209ZM212 232H213V231H211V233H212ZM238 232H240V231H238ZM243 232H244V230H243ZM248 232H249V231H248ZM146 233H147L148 235H147ZM157 233H158V232H157ZM213 233H214V232H213ZM218 233H220V232L218 231ZM241 233H242V232H241ZM262 233H260V234H262ZM101 234H102V233H101ZM151 234H152V235H151ZM153 234H154V235H153ZM174 234H173V235H174ZM220 234H221V233H220ZM232 234H233L232 232H231V235H230V233H229V234H228V237H232ZM249 234H250V233H249ZM263 234H264V233H263ZM263 234H262L261 236L264 237ZM5 235H6V234H5ZM110 235H111V234H110ZM113 235H114V234H112L111 236H113ZM145 235H146L147 237H145ZM150 235L153 236V238H152ZM157 235H156V236H157ZM173 235H172V236H173ZM177 235H181V238L179 239V236H177ZM216 235H217V233H216ZM222 235H223V233H222ZM225 235H226V234H225ZM225 235H224V236H225ZM229 235H230V236H229ZM234 235H235V233H234ZM238 235H239V234H238ZM243 235H244V234H243ZM111 236H109V237H111ZM114 236H116V234H115ZM148 236H149L151 239L148 238ZM161 236H162V237H161ZM174 236H175V235H174ZM196 236H198V237L196 238ZM214 236H215V235H214ZM219 236H220V235H219ZM224 236H222V237H224ZM255 236L257 237V240H258V239H259V238H258V235L256 234ZM261 236H260V237H261ZM75 237H76V236H75ZM75 237H74V238H75ZM97 237H98V236H97ZM102 237H103V236H102ZM121 237H122V236H121ZM128 237H127V238H128ZM143 237L149 239V241H147V239H146V241H145V239H144ZM160 237H161V238H160ZM233 237H234V236H233ZM233 237H232V238H229V239H231V240H229V241H231L232 243H230V242L228 241V242L230 243V248H231V245H233V243L236 244V243H235L236 241L238 242V241L241 240V239L238 240L239 238L237 239V237H236V238L234 237V238H235V240H234L235 242H234V241L232 240V239H234ZM241 237H242V236H241ZM256 237H255V238L253 237L254 240L256 241V243H259L260 245H262L264 241H262V243H261V242H259V241L256 240ZM5 238H6V237H5ZM7 238H8V237H7ZM11 238H13V237L11 236ZM113 238H114V237H113ZM123 238L126 239V237H124V236H123ZM129 238H130V237H129ZM132 238H134V237H132ZM132 238H131V239H132ZM157 238H155L154 240L156 241ZM13 239H14V238H13ZM92 239H93V238H92ZM92 239H90V240H92ZM115 239H116V241H115ZM121 239H122V238H121ZM193 239H195V240H197V241L194 242ZM217 239L222 240L221 245H222L223 242H224V244H223L224 246L227 245V244L225 243V241H224L225 239L223 240V239H221L220 237H218ZM261 239H262V238H261ZM7 240H8V242H9V239H7ZM94 240H95V239H93V240L90 242V245H91V243H92ZM96 240H98V239H96ZM96 240H95V241H96ZM112 240H113V242L116 243V242H117L118 240H120V239H119L118 237H115V238L112 239ZM154 240H153V241H154ZM165 240H166V241H165ZM192 240H193V242H192ZM201 240H203V242H205V243H203ZM88 241H89V239H88ZM105 241H106V240H105ZM105 241H104V242H105ZM158 241H157V242H158ZM216 241H217V240H216ZM241 241H242V240H241ZM241 241H240V242H241ZM76 242H78V241H76ZM97 242H99V241H97ZM100 242H103V241L100 240ZM111 242H112V241H111ZM111 242H110V243H111ZM113 242H112L111 244L114 245L115 243H113ZM119 242H120V241H119ZM138 242H139V243H138ZM149 242H150V243H149ZM170 242H171V243H170ZM180 242H179V243H180ZM184 242H185V243H184ZM196 242H198L197 244H199V243L202 242V245H201V244H200V245H196ZM218 242H219V241H217V243H218ZM4 243H5V242H4ZM4 243H2V244H4ZM93 243H94V245H96L95 242H93ZM110 243H109V245H105V244H103V246H104V245H105V246H110V245H111ZM117 243H118V242H117ZM140 243H141V244H140ZM142 243H143V244H142ZM177 243H178V242H177ZM179 243H178V245H179ZM217 243H216V244H217ZM219 243H220V242H219ZM9 244H10V243H9ZM119 244H120V246H122L121 243H119ZM169 244H170V246H168ZM194 244H193V245H194ZM240 244H241V243H240ZM240 244H239V242L237 243V245H238L237 248H240V246H239ZM249 244H250V243H249ZM259 244H256V245L258 246ZM11 245H12V244H11ZM90 245H89V246H90ZM94 245H91V246H94ZM98 245H100V243H99ZM182 245H183L184 247H183ZM218 245H219V248H220L221 245H220V244H218ZM218 245H217V246H218ZM241 245H242V247H244V246H243V242H242ZM245 245H246V243H245ZM252 245H253V244H252ZM256 245H255V246H256ZM260 245H259V246H260ZM77 246H78V243H77ZM96 246H97V245H96ZM120 246H119V247H120ZM140 246H141V247H140ZM149 246H150V245H149ZM149 246H147V247H149ZM165 246H166V247H165ZM167 246H168V248L170 247V250L167 248ZM174 246H175V248H174ZM185 246H186V247H185ZM200 246H201V247H200ZM205 246H206V247H205ZM211 246H212V247H211ZM4 247H5V246H4ZM10 247H11V246H10ZM119 247H118V248H119ZM144 247H145V246H144ZM147 247H146V248H147ZM150 247H151V246H150ZM150 247H149V248H150ZM171 247H172V248H171ZM176 247H177L179 250L176 249ZM181 247H183V248H182V249H183V253L181 252V250H182ZM187 247H189V248H187ZM234 247H235V246H233L232 249H233V250H234V249L236 250L237 248H234ZM14 248H15V247H13V249H14ZM108 248H109V247H108ZM110 248H111V254H110L111 257H110V259H113L114 262H113V261H111V262H113V264H115V262H117V259H116V256H115V255H114L115 258L113 257V252H112L113 249H112V247H110ZM120 248H121V247H120ZM120 248H119V250H120ZM136 248H137V249H136ZM153 248H152V249H153ZM165 248L168 249L169 251H168V250H165ZM191 248H192V249H191ZM211 248H212L213 250H211ZM216 248H217L216 250H218V247H216ZM221 248L223 249V247H221ZM224 248H225V247H224ZM256 248H257V247H256ZM88 249L90 250V248H88ZM150 249H151V248H150ZM171 249H172V251H171ZM232 249H231V251H232ZM241 249L243 250V248H241ZM258 249H259V250H258ZM145 250L147 251L148 249H145ZM176 250L179 251V252H177ZM207 250H209V251H207ZM228 250H229V249H228ZM235 250H234V251H235ZM242 250H241V251H242ZM252 250H253V249H252ZM257 250H258V252H259V256L262 257L264 254H262V251L260 250V247H258ZM9 251H10V250H9ZM90 251H91V250H90ZM94 251H95V250H94ZM94 251H93V252H94ZM101 251H102V250H101ZM104 251H105V250H104ZM116 251H117V249H116ZM125 251H126V252H125ZM130 251L133 252V253L131 252V256H132V257L130 256ZM146 251H145V252H146ZM166 251H167V253L169 252V253H168L169 255L166 253ZM173 251H174V252H173ZM188 251H189V250H188ZM196 251H198L199 253H198V252L195 253ZM237 251H238V250H237ZM241 251H240V252H241ZM12 252H13V251H12ZM123 252L127 253L129 256H128L127 254H124ZM137 252H138V253H137ZM141 252H142L143 254H142ZM170 252H172V253H170ZM175 252H177V253H175ZM207 252H208L210 255H209ZM211 252H213V253H212L213 255L211 254ZM235 252H236V251H235ZM253 252H254V251H253ZM260 252H261V255H260ZM14 253H15V252H14ZM18 253H19V251H18ZM105 253H106V251H105ZM147 253H148V251H147ZM147 253L145 254L146 257H147ZM173 253L176 254V256L173 255ZM194 253H195V254H198V256H194V255H195ZM203 253H204V254H203ZM205 253H207V255H208L209 258L211 257L210 260H209V258L206 257L207 255H206ZM224 253H225V252H224ZM237 253H238L237 255H238L239 258H240L239 252H237ZM248 253H250V252L248 251ZM251 253H252V252H251ZM256 253H257V252H256ZM11 254H12V253H11ZM97 254H98V253H97ZM99 254H100V253H99ZM132 254H133V255H132ZM140 254H141V255H140ZM148 254H149V253H148ZM151 254H150L149 256H151ZM163 254H164V255H163ZM166 254H167V255H166ZM199 254H200V255H199ZM218 254L221 255V253H219V252H218ZM227 254H228V253H227ZM14 255H15V254H14ZM84 255H85V253H84ZM95 255H96V254H95ZM134 255H135V256H134ZM170 255H171L172 257H171ZM222 255H223V254H222ZM90 256H91V254L89 255V257H87V259L91 258V259H89V260L93 261V260H92L93 257H92V256L90 257ZM98 256H99V255H96L95 257L98 258ZM143 256H144V255H143ZM143 256H142V257H143ZM149 256H148V259H149ZM168 256H169V257H168ZM173 256H174V257H173ZM201 256H202V257H201ZM223 256H225V255H223ZM0 257H1V256H0ZM84 257H85V256H84ZM112 257H113V258H112ZM128 257H130V260H129ZM134 257H136V258H134ZM170 257L173 258V259H170ZM193 257H194V258H193ZM204 257H205V258H204ZM225 257H227V256H225ZM225 257H224V258H225ZM261 257H260V258H261ZM12 258H13V257H12ZM144 258H145V257H143V264H146L145 262H146V261L148 262V259L146 258L147 260H145ZM179 258H180V257H178L177 260H179ZM188 258H189V257H187V259H188ZM248 258H250V256H249ZM5 259H6V257H5ZM67 259H68V258H67ZM98 259H99V258H98ZM102 259H103V258H101V259H99V260H101V262H102ZM157 259H155V260H157ZM183 259H180V262H181V260H183ZM187 259H186V262L183 261L185 264H193V263H191V262L187 263V261H190V259H188V260H187ZM193 259H194V260H193ZM206 259H207V260H206ZM228 259H229V258H228ZM262 259H263V257H262ZM115 260H116V261H115ZM133 260H134V261H133ZM195 260H196V261H195ZM197 260H198V262H197ZM234 260H236V259H233V261H234ZM2 261H3V259H2ZM2 261H0V262H2ZM5 261H6V260H5ZM11 261H12V260H11ZM144 261H145V262H144ZM161 261H162V260H161ZM175 261H176V260H175ZM199 261H200V262H199ZM221 261H222V260H221ZM226 261H227V260H226ZM9 262H10V261H9ZM14 262H15V261H14ZM84 262H86V261H84ZM98 262H99V261L96 259V264H97ZM101 262H99V263H101ZM121 262H122V261H121ZM133 262H134V263H133ZM176 262H179V261H176ZM183 262H181V263L183 264ZM234 262H235V261H234ZM261 262H262V261H261ZM263 262H264V259H263ZM6 263H7V262H6ZM79 263H81V262H79ZM82 263H83V262H82ZM149 263H148V264H149ZM219 263L221 264V263H225V262H224V260H223V262H219ZM231 263L233 264V262H231ZM88 264H89V261H88ZM101 264H102V263H101ZM116 264H120V263H116ZM170 264H171V262H170ZM179 264H180V263H179ZM229 264H230V263H229ZM263 264H264V263H263Z\"/></svg>",
  "mask_w": 264,
  "mask_h": 264
}]
</instances>
